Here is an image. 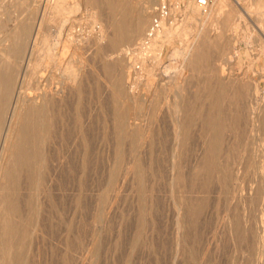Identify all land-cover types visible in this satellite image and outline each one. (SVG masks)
<instances>
[{
    "label": "rangeland",
    "instance_id": "obj_1",
    "mask_svg": "<svg viewBox=\"0 0 264 264\" xmlns=\"http://www.w3.org/2000/svg\"><path fill=\"white\" fill-rule=\"evenodd\" d=\"M72 1L68 0V3L71 4L72 6L77 5L79 8L77 9L76 12H79V13H77V15H75L76 12H73L74 14L72 13V15L71 14L66 15L65 17L60 16V18L57 17L51 23L50 27L53 30L59 29V27L63 25L64 19H65V21H68L67 23H69V24H67V23L64 24V26H65L64 30L65 31H64L63 37H64V43L66 46L63 43L59 47V49L57 50V52L59 51L58 53L61 55L60 56V64H58L59 65L58 68H60V70H61V68L64 69L66 64L72 59L71 61L75 65H78V67L81 70L83 68V70H82V73L80 76L81 82L79 83V89H78V87L73 88L75 90V91L72 90L73 92H75V93H73L70 91L71 89L69 88L70 90L69 89L67 90V92L68 91L69 92L68 93L66 92V99L67 100L65 99V101H63L64 103L59 102L61 104V106H59V103H57L58 105L51 107L52 109L53 108L54 109L52 110L53 113L50 110V115L53 114L54 117L52 115V118H54V119H53V121L51 120L52 122L51 121L49 122V120L52 118H51V116L48 117L47 125H48V128L50 126H51V128L45 134V137L43 138L44 140L41 143L43 145V146H41V151H42V154H43L44 159H45V161L44 160L43 161L45 162L44 164H46V165L44 166L43 161H42V163L40 164V167H39V170H40L41 176H42L39 187L35 186V185L28 184L31 186V187L29 186L30 187L29 188L27 184H24V188L26 187L28 190L25 189L22 191L23 193L28 192V194L24 193V195L26 194L25 196H26V198L28 197L27 199L33 200V201L31 200L32 204H29V205H31V207L28 206L27 210H26L29 213V214L26 213L27 217L29 218V220L32 221L30 224V228H29V233H30L29 249L31 248L30 249L31 250L30 251V257L33 254V257H31L32 260L30 259L31 262L33 261L31 264H79L78 262H81L80 264H88V262H90L89 264H174V263L175 264H264V223L254 224V226H253V223H251V222L250 223L249 222L248 223L236 222L237 226H236V224L234 225L235 222H233V224H232V221L229 220L230 217H229V212H228V208L229 209H231V208L227 207L229 205L225 201L224 195L222 194V188L224 187L225 182L228 180L230 181V179L232 181L233 177H235V174L233 172V174L231 173V175L228 176L229 179L225 181V179L228 178V177L226 178V176L229 173L228 170H230V172L232 170L229 168L233 167V164L235 163V161L236 162L241 161V160L246 161L247 159H250V158H247V157H250V154H251V157L254 156L253 155L254 150L251 148V143L249 145L248 142H251V141L253 142L254 139H256L257 141L259 139L261 142L263 140V143L258 141L257 144L263 145L259 150L261 151V155L264 154V138L262 139L260 137L264 134L263 133L264 132V129H263L264 124H262V122L264 121V119H263V117H264V110H263L264 109V102H262V101H264V100H262V99H264V95H263L264 94V92H263L264 91L263 90L264 89V8H261V9L259 8L260 3L264 4V1L263 2L262 1L258 2L255 0H254V2H252L251 0L242 1L241 7L244 8L248 12V14H246L247 12L244 13L245 11H243V13H241V10L238 7H236V5L234 4V2H235L234 0L224 1V4L221 7V9L219 8L220 5H218L219 4L218 1L211 0V2L208 5L210 7H206L205 9L203 8L204 9L203 12H202L203 9L201 10L202 7H200L198 5L196 6V8H193V6L192 7L189 6L188 0H177V1L173 0L175 3L178 4V7L174 9L175 11L173 12V14H175V15H174L173 20H172L173 22L170 26L175 27V28L177 27L176 28L177 34L175 36H173L172 38H170L171 40H169V39H166L169 41L165 40L166 41L164 44L165 46H163L164 49H162L163 52L160 51V48L158 50V46H157V49L154 48V50H152V52L151 51L146 52L147 57L145 56V54L139 53L140 51H139L138 45L141 41V38L144 37L146 31L149 28L148 25H150V23H151L149 21L153 20L154 12L150 14V19L148 20V23L146 25L147 28H145L143 36H140V40L139 39L134 40V41L126 40L123 43H119L117 46H114V49L112 46V38L114 37L113 35L115 32H114V29L112 27H110V24H112L113 21L118 22V20H121L122 15L120 16V14H122V9H120V7L121 8H123V6L127 7V14L125 15V21L128 20L129 22H133L132 20L134 18L136 19L137 14L139 13V11L143 7H149L150 8L149 10L151 11V9H153V8L157 9V7H159L161 5L159 3H161V1H164V0H161V1L158 0L159 3H158V1L155 2V0L152 1V5H151V3H149L151 6H154L152 8L150 5H147L146 3H144L143 0H141V1L140 0H130V1L129 0H104V1L98 0V1H96L95 6L93 7L94 9L92 10L93 12H94V10L97 11V12L95 11L94 13L91 11V6L89 5L87 0H80V1L79 0H72ZM108 1L110 3H108ZM121 1H122V3H120ZM165 1H170V0H165ZM249 1H250V3H249ZM102 2H104V3H102ZM78 3L80 5H78ZM30 4H33L32 0H30V1L29 0H27V1L26 0H6V3L0 7V51H1V49L6 50L9 47H11V45L13 43V37L12 36L16 33V29H17V31H19V24H21L24 20L30 21V23L32 21L36 20V18H37L36 6H32ZM104 4H106V5H104ZM107 4H108V6H107ZM114 4H116L115 7H114ZM263 4H262V7H264ZM127 5H129V6H127ZM98 6H99V9H98ZM102 6H104V7H102ZM112 6H113V11H110L109 9H111ZM226 6H228V7L226 8ZM105 7H107V8L104 10ZM211 7H213V8H211ZM253 7H254V9H253ZM102 8H103V10H102L103 12L98 11V10H101ZM30 9H31V11H30ZM79 9H81L82 12ZM88 9H89V12H87ZM154 9L152 11H154ZM190 9H192V11L188 12V10H190ZM216 9L218 10V12H216L217 11ZM219 9L222 12V14L219 13ZM225 9L226 10L228 9V10L226 11ZM132 10H133V12H132ZM235 10H236V12H234ZM29 11H30V13H28ZM207 11H209V12H207ZM212 11H213V14L211 13ZM224 11L227 14H228V12L231 14L233 13L232 15L234 17H235V15H237V13H239L237 15V17L240 15V13L242 16H243V14H246V15L243 16L244 18H241V17L238 18L239 20L236 23L232 22V24L230 26H228V25L226 26L227 15L224 14ZM21 12L22 13L24 12V13L22 14ZM90 12L93 14H91ZM106 12L109 13V15H111L112 18L110 16H108V14ZM129 12H131L132 14H130ZM113 13L115 14V16L113 15ZM234 13H236V14H234ZM27 14L30 16H28ZM89 14H91V15L88 16ZM99 14H101V15H99ZM203 14H204V16L206 14H209V15H206L204 18ZM216 14H217V16H216ZM97 15L99 18L97 17ZM127 15H130V16L128 17ZM83 16H84V19H83ZM119 16H120V18H119ZM190 16H191V18H190ZM104 17H106V19ZM206 17H207V19H206ZM220 17H223V18H220ZM61 18H62V20H61ZM100 18H101V20H100ZM129 18L130 19L133 18V19L130 21ZM20 19L21 20L23 19V20L21 21ZM66 19H68V20H66ZM94 19L98 20L97 24L101 25V27L103 29V33H104L103 35H105L104 38L100 39L99 34L97 35V33L93 32L92 25H95L94 22H96ZM110 19H112L113 21ZM216 19H217V21H216ZM220 19H221V21H220ZM69 20H71V21H69ZM73 20H75L74 25L76 26L77 30H81V31L85 30V32H82L83 36H81V34L79 35V32H78L77 34L79 36H74L75 35L74 34V35L69 36L67 38L66 35H67V32L69 31V26L72 24V23L70 24V22H72ZM102 20H104V21L101 22ZM105 20L107 21V23H109V21H110V24H107ZM218 20H219V22H218ZM82 21L84 23H82ZM135 21L136 20H134V22ZM206 21H207V23H206ZM224 21H226V22H224ZM76 22H77V24H76ZM85 22H87L91 26L87 25V23L85 24ZM89 22H91V23H89ZM183 22L185 25L183 24ZM32 23L34 24V22H32ZM78 23H81L82 26ZM200 23L203 27L201 25H199ZM204 23H205V25H204ZM7 24H8V26H6ZM237 24H238V26H237ZM13 25H14V27H13ZM180 25L181 26L183 25V27H181ZM185 26H187L189 28V30L187 28L186 32H185V29H186ZM89 27H91V28H89ZM199 27L201 28V30ZM223 27L224 28L227 27L228 29L227 28H226L227 30L223 29ZM85 28H87V30H89L88 33H86ZM233 29H237V31L233 30ZM3 30L5 32H3ZM228 30H229V32H227ZM90 31H91V35L89 34ZM106 31L110 32V33L108 34ZM112 31H113V34L111 33ZM218 31H219V33H218ZM222 31H224V32H222ZM194 32H195V34H194ZM233 32H235V33L233 34ZM183 33L186 34L187 37L184 36ZM203 33H205L206 35L204 34V36H203L202 35ZM29 34H30V32H29ZM85 34L86 35L89 34L88 37H86ZM190 34L191 35L193 34V36L191 37ZM219 34H222V35H220V37L218 39L217 36H219ZM241 34H242V36H241ZM109 35H112L113 37L109 36ZM182 35H183V37L181 38ZM208 36L211 39H207ZM221 36L223 37V42L221 41L222 40ZM199 37L200 38L204 37L203 39H201V41H203V42H200ZM205 37H206L207 41H206ZM215 37H217V38H215ZM69 38H71L73 40H69ZM81 38H83L84 41ZM91 38H92V40H91ZM96 38H99L98 39L99 41ZM197 38L199 39V41ZM233 38H234V40H233ZM180 39H181V41H180ZM215 39H218V40L215 41ZM226 39L228 41L230 40V42L232 44H230V42H228ZM74 40H76L77 42L75 41V43H73ZM89 40H90V42L92 41L93 46H92V43L90 44V42H87ZM194 40H195V42H194ZM208 40H209V42H208ZM66 41L67 42L70 41V43L68 42L69 43L68 44ZM85 41H86V43H85ZM183 41H185L186 43ZM212 41L214 43L216 42L215 45H217L219 48L217 46H216L217 47L216 48ZM217 41H219V42L221 41L220 45H219V42L217 44ZM225 41L227 44L225 43ZM79 42H81L82 45H80ZM206 42L207 43L212 42L214 46L212 45V43L209 46H208V44L205 45L204 43H206ZM40 43L41 42H39L37 44L36 48H37V51L39 52V54H41V53L43 54V53H45L44 49H43L44 46H43V44L40 45ZM71 43H73V45ZM98 43H99V45H98ZM104 43L106 44L105 46H103ZM199 43H202L201 46L204 45V46H206V48L204 49V47H201L200 45H198ZM221 43L223 46L221 45ZM70 44H71V46H70ZM74 44H75V46H74ZM83 44H85V45H83ZM87 44H88V46H87ZM94 44L96 46V49H95ZM132 44H133V46L131 47ZM185 44H187V46ZM108 45H109V47L112 48V49L110 48L111 50L109 49ZM188 45L192 46L191 48L193 49L194 54H196L195 52H197V56L193 54L194 59H195L193 63L195 65L192 63V64H190V66L188 65L189 67L186 68V66H184L185 65L184 60L180 57L174 56L173 54H174L175 50H182V49H184V47L185 48L188 47ZM63 46H65V47H63ZM83 46H85V47H83ZM118 46H119V48H117ZM71 47H72V50H69V49H71ZM92 47H93V49H92ZM197 47H199V49ZM230 47H231V49H229ZM85 48H87V49H85ZM100 48H102V49H100ZM104 48H106L105 51H104ZM64 49H67V50H64ZM94 49L96 52L94 51ZM40 50H41V53H40ZM86 50L88 51V53ZM92 50H93V52H92ZM129 50H130L132 55L129 54L130 52L126 53V51H129ZM77 51H80V52H77ZM123 51H125V52H123ZM153 51H154L155 55H154ZM157 51H158V53H157ZM199 51H200V53H199ZM66 52H67V54H65ZM75 52L77 53V56H76ZM101 52H105V54L101 53ZM236 52H237V54H241L240 57L236 54ZM246 52H248V54H245ZM93 53H96V55ZM107 53H108V56L106 55ZM121 53H123L122 56H120ZM206 53H207V55H206ZM249 53L251 54V56ZM88 54H89V56H88ZM90 54H92L93 56ZM137 54L138 55L140 54L139 56L141 58ZM72 55H74L73 58L71 57ZM81 55H83V57ZM124 55H126V56H124ZM150 55H152V56H150ZM205 55H206V58H204ZM229 55H231V56H229ZM246 55H249V56H246ZM114 56H117V57H114ZM134 56H135V58H134ZM143 56L146 58L151 57L152 60L150 62L153 63L151 65L152 67L147 68V70H145V71L143 69V67H144L143 66V63H144L143 62L144 61ZM227 56L233 58L232 63H230V67L234 68V70L232 69L233 70L232 72L249 73L252 76V78L254 79L253 81L259 83V84L258 83H256V84H258V86L260 87L259 88L260 93H261L260 98L261 97L262 98L261 99L259 98V102L255 106V108L257 110L255 114L260 118L256 117V119L253 120L252 117H254L256 115L251 113L252 111H251V107L249 105V99H247L248 97H245L246 95L243 97V99L241 98V99L237 100L238 97H237V95H235L236 94V88H237L236 81H239V79L236 78L237 76H232L229 78L228 76L224 77L223 75H221V69H222V67L225 66L223 61H224V58H227ZM77 57L79 59H77ZM103 57H106V58H103ZM142 57H143V60L141 61ZM62 58L64 61L61 60ZM65 58H67V59H65ZM136 58H138V59H136ZM153 58L154 59L156 58L157 60L158 59L159 60L157 61L155 59V61H153L154 60ZM8 59H10V58H8L5 55L3 58H2V56H0V62L2 61V63H6L7 65H10V63H12V61H11L12 59H10V60H8ZM82 59H83V61H82ZM88 59L90 61H92L94 59L92 61L93 64L90 63ZM106 59L108 60V64H107L108 66L113 65V67H115V69L113 67H112V69H114L113 71L116 74H113L114 72H112L111 66L109 68L106 66V63H107ZM113 59L115 61H113ZM116 59L118 61H116ZM134 59H135V61H134ZM197 59H199V60L197 61ZM65 61H66V63H65ZM199 61L202 62L203 64L202 63L200 64ZM63 62H64V64H63ZM75 62L78 64H76ZM87 62L90 64H88ZM109 62H110V64H109ZM112 62H114V63H112ZM119 62H121V63H119ZM134 62H135V65H134ZM198 63L201 66L198 65ZM196 64L199 67L196 66ZM83 65H84V67H83ZM124 65L126 67H124ZM154 65H155V67H154ZM86 66L87 67L89 66V67L87 68ZM117 66H119V67H117ZM130 66L132 67V69ZM133 66H136V67H133ZM120 67H121V70H120ZM250 67H252V68H250ZM105 68H106V70H105ZM224 68L226 69V67H224ZM195 69H197V70H195ZM241 69L243 71H241ZM60 70H56V72H55L57 74V71H58V74L56 76L57 77L56 79L58 80L57 82L63 80L61 77L63 70H61L62 72ZM116 70H118V71H116ZM152 70H153V72H150ZM138 71H141V72L139 73ZM142 71H143V73H142ZM178 72H182L181 76L183 79H181L179 77L181 80L179 79L180 81L178 84L171 83L172 81H174L178 78L177 76H174V75H177ZM86 73L87 74L89 73V74L86 75ZM109 73H110V75H109ZM150 73L152 74L153 77L151 75H149ZM214 73H215V75H214ZM118 74H120V75H118ZM137 74H139V77ZM227 74H228V70H226V75ZM114 75H116V77L120 76V77H118V81L116 80L117 79L116 77L114 78ZM148 76H150L151 78ZM149 78H150V80H149ZM54 82L56 83V81H54ZM149 82H151L152 84L151 83L149 84ZM158 82H161V84ZM220 82H226L229 84L228 85L229 89L227 90L226 94L225 93H219V91H221L219 85H217V88L214 84L211 85L212 83H220ZM238 83L239 82H237V84ZM113 84L115 85L114 87H113ZM146 84H148V85L146 86ZM121 85H122V87L120 88ZM149 85H150V87H149ZM179 85L181 86V88ZM82 86H84V87H82ZM134 86H135V88H134ZM148 87H149V89H148ZM210 88H212L214 92H218V94H220L219 95L220 98L223 97L219 100V102H221V103L218 102V105L221 106V111L222 112L224 111V113H221V115H219L220 113H216V115H215V113H212L213 110L211 109V102L209 101L210 99L208 98V97H210L211 92H213L212 89H210ZM230 88L234 89V91L231 90ZM76 89L78 92L76 91ZM177 89H179V93H178ZM189 89H191V90H189ZM117 90H119V93L117 92ZM120 90L121 91L123 90V92H121ZM229 90L231 92H229ZM136 91H137V93H136ZM153 91H154V93H153ZM233 92H235V93H233ZM69 93L70 94L72 93V95H70ZM192 93H193V95H192ZM227 93H228V95H227ZM76 94H77V96L79 94L81 96L79 95L77 97ZM121 94H122V98H121ZM73 95H74V98H73ZM177 95H178L177 98L179 100L176 99ZM223 95H225V96H223ZM226 95H227V97H226ZM71 96H72V98H71ZM134 96H136L135 98L137 100L134 98ZM230 96H236V97H234L235 98L234 99L233 97H230ZM225 97L227 98L228 101L226 100ZM69 98H71V99H69ZM104 98H106V99H104ZM161 98L162 99L164 98L165 100H167L165 102L168 104L166 105V103H164V99L162 100ZM230 98L232 99V101ZM244 98H246L248 100V103ZM68 99L71 100L70 101L71 103L69 102ZM229 99H230V103L232 102L234 104V106L232 103H231L232 105L229 103ZM135 100L137 101V103ZM194 100H195V102H194ZM233 100H236L235 103L233 102ZM240 100H244L247 104L244 101L241 102ZM150 101H152L153 104ZM226 101L228 104L226 103ZM174 102L177 104H175ZM240 102L242 103L243 106L240 104ZM150 103L152 106L150 105ZM156 103L158 106L156 105ZM62 104H65V105H62ZM161 104H162V106H161ZM238 104H240L241 106ZM153 105L154 106L156 105L154 109H153V107H154ZM222 105L224 106V108ZM144 106H145L146 110L144 109ZM220 106H218V107L220 108ZM56 107H57V109H55ZM59 107H61V108L59 109ZM150 108L152 109V111L150 110ZM156 108H157V111H156ZM229 108L232 112L231 114L229 113L230 110L228 111ZM236 108L238 109V111ZM244 108H246V109H244ZM232 109L234 110V113H233ZM55 110H57V112ZM147 110H149V111H147ZM189 111H191V112H189ZM239 111H241V112H239ZM55 112L57 114H59V113L62 114V116L58 115V117H56L57 114L55 115ZM62 112H64V113H62ZM173 112H174V114H172ZM180 112L182 115L180 114ZM210 112H211V114H210ZM225 112H228V113H225ZM257 112H259L260 116L258 115ZM165 113H166V115H165ZM203 113H205V114H203ZM206 113L208 114L207 115L208 118L219 115V119L223 121V122H221L223 124V126L221 127L223 131L222 132L220 131L218 133L220 141L218 142L215 150L213 151V155H215V156L212 155V152L210 150V145H211L210 140L213 137V134L211 137L212 127H210L211 125L210 126L207 125L208 120L209 119L211 120V118L207 119V123H206L205 122L206 120L204 118L205 117L204 115H206ZM240 113H241V115H239ZM249 113H250V115H249ZM232 114L233 115L235 114L234 117ZM237 114H238V116H237ZM178 115L180 117L181 116L182 117L180 118V117H178ZM248 115H249V117L251 116L250 117L251 121H249L250 118L248 117ZM183 116H184V118H183ZM246 116L248 118H246ZM176 117L178 118L177 120H176ZM242 117H243V119H242ZM134 118L137 119V122H136V119H134ZM232 118H235L236 121H234V119H232ZM244 118L248 120L247 121L248 124L251 122L250 123L251 126L247 125V129H249V131H251V129L252 130L255 129L256 127L260 128V129L256 128L254 132L251 131L250 133H248V131H246L247 130L246 124L245 123L240 124V121L246 122V120ZM229 119H231V124H229L230 123ZM237 120H239V121H237ZM257 120H259V121H257ZM177 121H178V123H177ZM184 121H186L187 123L185 124ZM122 122H124L125 125ZM209 122L211 123V121H209ZM235 122L236 123L239 122V123L234 124ZM257 122H259V123H257ZM54 123H56V125H58V126H56ZM87 123H88V125H87ZM132 123H133V125H132ZM173 123H174V125L172 126ZM176 123L179 125H176ZM203 123L205 124V126L207 125L206 126L207 130H206V127L203 126ZM51 124L54 125L53 128H52ZM121 124H122V126H121ZM259 124H260V126H259ZM241 125H242V127H241ZM180 126H183V129H181L182 127H180ZM185 126L187 127L188 130L185 129L186 128ZM232 126H233V129H235V131L232 130ZM243 126H244V128H243ZM54 127H55V129H54ZM173 127L175 130L173 129ZM178 127H180V128H178ZM235 127L237 128V130ZM84 128H85V130H84ZM238 128H240V129L243 128L244 131L247 132L248 136L251 139H249V137L246 136L247 134L243 135L245 133V132L243 133V129L242 130L239 129L240 130L239 131ZM178 129L180 130L181 134L185 133V135H187V136L180 135V132L178 134L177 133L179 131ZM56 130L57 131L60 130L62 132V133L60 131L57 132L59 135L62 134L61 136L57 135V138L59 137V139L56 138V134H57ZM183 130H184V132H183ZM200 130H202V131H200ZM209 130H210V133H208ZM230 130L234 131L235 133L230 131ZM259 130H260V132H258ZM50 131H52V133H50ZM225 131H226V133H225ZM129 133L130 134L132 133L131 134L132 136H130ZM221 133H225V134H221ZM233 133H234V135H233ZM240 133H241V135H239ZM252 133H254V134H252ZM260 133H261V135H260ZM176 134L179 136V138H177ZM207 134H209L208 138H207ZM235 134H236V136H237V134L239 135V136H237L238 138L235 136ZM251 134H252V136H251ZM79 135L82 138H80ZM167 135H169V136H167ZM223 135L224 136L226 135V136L222 137ZM253 135H254V139L252 138ZM54 136H55L56 140L54 139ZM65 136H66V138H65ZM77 136H78V139H77ZM139 136L142 137V139H140ZM173 136H174V138H173ZM231 136L233 138L236 137L235 140ZM244 136H246V137H244ZM51 137H53V139ZM129 137H131V138H129ZM243 137H244V139L246 138L245 141L242 140ZM169 138L172 140H169ZM227 138L229 139L230 143H229ZM231 138L233 139L232 140L233 142L231 141ZM239 138H241V140ZM61 139L63 142L61 141ZM174 139H176V140L179 139L180 141L183 140L182 142H180L182 145L179 143V146H178L177 144H178L179 140L176 141ZM54 140H55V142H54ZM78 140H80V141H78ZM246 140H247V142H246ZM256 140H255V143H256ZM77 141L79 142L78 144H77ZM168 141H170V142H168ZM202 141H203V143H202ZM242 141L244 144L241 143ZM51 142H53L54 144ZM130 142H131V144H130ZM171 142H172V144H171ZM231 142H232V144H231ZM174 143H175V146H174ZM47 144H49V145H47ZM237 144L238 145L243 144L244 148H243V145L238 146ZM161 145H163V146H161ZM169 145H170V147H169ZM52 146L55 147L57 150L55 148H53ZM177 146L179 148L176 149ZM203 146H205V147H203ZM248 146H249V148H247ZM166 147L168 150L166 149ZM228 147H229V149H228ZM44 148L45 149L48 148L49 150L47 149V151L45 150V152H44ZM180 148H182V149H180ZM206 148H207V151H206ZM240 148H243L245 150L240 149ZM51 149H52V151H51ZM201 149H202V151H201ZM249 149L251 150V152L249 151ZM163 150H164V152L166 151L165 153H167V154H164ZM177 150H178V152L176 153ZM239 150H241V153H239L240 152ZM65 151H67V152H65ZM248 151H249V153H247ZM48 152L51 155H49ZM171 152H173L175 157L177 156L178 158L177 157L175 158L173 155H169V154H172ZM203 152H205V153L203 154ZM262 152H263V154H262ZM131 153H132V155H131ZM47 154H48V156H47ZM202 154H203L204 158L201 157ZM247 154H249V156ZM166 155H168V156H166ZM198 155L200 156V158ZM118 156H120V157H118ZM130 156H131V159L133 158L132 161L130 159ZM144 156H145V158H144ZM179 156H181V158ZM231 156H233V157H231ZM68 157H70V158H68ZM171 157L173 158V161L176 162V168L174 170V173L176 174V172L178 171L177 172L178 174H176L175 176H173V171H172L173 169L168 170V169H170V167L173 168L172 166H170V165H172L170 162L172 160ZM212 157H213V159H212ZM230 157H231V160L229 159V161H230L229 162V161H227L228 160L227 158H230ZM201 158L204 160H202ZM205 158H207V159H205ZM63 159H64V161H63ZM113 159L115 161H112ZM164 159H165V161L167 160L168 162L165 163ZM169 159H170V161H169ZM199 159H200V161H199ZM213 160H215L214 162L216 164L213 162ZM221 160H223V161H221ZM173 161H172V163H173ZM189 161H191V163ZM195 161L197 162V164ZM206 161H207V163H206ZM224 162L227 165L224 164ZM231 162L233 164L230 165ZM128 164H130V165L128 166ZM64 165H65V167H64ZM125 165L127 166L126 168H124ZM186 165H187V167H186ZM201 165H202V167H201ZM214 165H216V166H214ZM223 165L226 166L227 170L224 168L225 166L222 167ZM193 166H196V168ZM198 166H200L201 168L200 167L198 168ZM207 166H208V168H207ZM210 166H212L211 169H209ZM217 166H219V167H217ZM166 167L168 169H166ZM177 167H178V169H177ZM205 167H206L207 171L205 170ZM128 168H130V169H128ZM193 168L195 170H193ZM217 168H219V169L217 170ZM124 169H127V170H124ZM182 170H185V171H183L184 175H183V172H181ZM130 171H131V173H130ZM132 171H134V174ZM170 171H172V172H170ZM190 171L192 172V174H190L191 173ZM209 171L211 172L210 174H209ZM223 171H225L226 175L224 174ZM226 171H227V173H226ZM179 172H181L182 174ZM213 172H215V173H213ZM185 173L186 174L188 173L189 175L187 174V176H186ZM180 174H181L182 178H184V180L181 179ZM128 175H130L131 178ZM168 175L169 176L172 175L174 178L175 177L178 179L180 178V180H178V179L176 180V178L174 180V178H172V176L168 177ZM217 175H219V176H217ZM184 176L187 177L188 179L185 178ZM220 177H223L222 178L223 181H221L222 179L219 180ZM169 180L170 181L172 180L171 184L174 183V181H176L174 183L173 187L171 186ZM220 182H222V183L220 184ZM77 183H79V184H77ZM180 183H182V184L180 185ZM183 185H184V187H183ZM217 185H220V186H217ZM119 186H121V187H119ZM174 186H175V188H174ZM176 186H178V187H176ZM178 188H179V191L180 190H182V191L179 192ZM38 190H40V192ZM176 190H177V192H176ZM186 190H187V192H185ZM35 191H38V193ZM43 191H44V194H43ZM45 192H47V194ZM181 192H182V194H180ZM216 192L218 194H219V192H221V193L218 195V194H216ZM148 193H149V195H148ZM76 194H78L79 196ZM118 194H119V196H118ZM187 196H188V199H187ZM46 197H48V198H46ZM177 197H179V198H177ZM37 198H38V202H37ZM44 198H45V200H44ZM180 198H183V200H185V201L181 200ZM175 199L178 200V202L181 200L182 204H181V202H179L180 205L179 204L177 205L178 202ZM115 201H117V202L115 203ZM221 201H222V203H221ZM46 202L47 203L49 202L50 204L49 203L47 204ZM186 202L190 203L189 204L190 207ZM195 203H197V204H195ZM185 204L188 206H186ZM191 204H193V205H191ZM46 205H48L50 208ZM110 205L112 207H113V205H115L114 209H112L113 211L110 210L112 208V207H110ZM183 205L186 208H183ZM197 206H199V207H197ZM223 207L224 208L226 207L225 210ZM181 208H182V211L180 210ZM197 208H198V210L195 211L194 209H197ZM200 208H202V209H200ZM43 209H46V210L43 211ZM178 209H179V211H178ZM183 209H186V210H183ZM262 209H264V205H263ZM199 210H200V212H199ZM174 211L175 212L177 211V212L174 213ZM216 211H217V213H216ZM220 211H221V213H220ZM189 212L190 213L192 212L193 214L190 215ZM195 212H199V213H195ZM36 213H37V215H36ZM173 213L175 216L173 215ZM221 214H223V215H221ZM179 215H180V218H179ZM223 216H225V217H223ZM39 217H41V219H39ZM50 217H51V219H50ZM45 218H47V219H45ZM214 219H215V222H214ZM225 220H227L228 222L225 223ZM172 221H174V222H172ZM175 221H177L176 224H175ZM37 222H39L40 224ZM41 222H42V224H41ZM244 223H246V224H244ZM32 224H33V226H32ZM78 224H79V226H78ZM192 224H194V225H192ZM195 224H196V226H195ZM239 224L241 226H238ZM242 224H244L245 226ZM40 225H42V226L40 227ZM49 227H50V229H48ZM239 227H241V228H239ZM173 228H175V229H173ZM33 229H34V231H33ZM253 229H255V230H253ZM35 230H36V232H35ZM179 230H181V231L179 232ZM91 231L92 232L94 231L93 235H92ZM245 235L247 237H245ZM90 236H92V237H90ZM181 236H182V238H181ZM37 237L38 238L40 237V239H38ZM249 238H251L252 240ZM32 240H34V241L37 240V242L36 241L32 242ZM90 241H91L93 247L90 246L91 245ZM88 244H89V246H88ZM253 244H255V245H253ZM32 245H34V246L32 247ZM76 246H77V248H76ZM179 246H180V248H179ZM90 247H92L93 249L91 248L92 249L91 250ZM170 249H172V250H170ZM256 250H257V252H256ZM247 251H249V252H247ZM85 252H87L86 257H85ZM197 252H198V254H197ZM254 254H256V255H254ZM80 255H82V256H80ZM83 257H84V259H83ZM176 257H178V258H176ZM87 258H89V259L87 260ZM76 259H78V262ZM228 259H230V260H228Z\"/></svg>",
    "mask_w": 264,
    "mask_h": 264
},
{
    "label": "bare ground",
    "instance_id": "obj_2",
    "mask_svg": "<svg viewBox=\"0 0 264 264\" xmlns=\"http://www.w3.org/2000/svg\"><path fill=\"white\" fill-rule=\"evenodd\" d=\"M27 1V0H26ZM30 1V0H29ZM33 1V4H30V5H32V6H36V14H37V18H36V20L35 21H32V22H34V24L31 22L30 23V21H26V20H24L21 24H19V31H17V29H16V33L12 36L13 37V43H12V45H11V47H9L8 49H6V50H2L1 49V51H0V56H2V58L4 57V55L5 56H7L8 58H10V59H12L11 61H12V63H10V65H7L6 63H2V61L0 62V264H31L32 262H31V257H33V254H32V256L30 257V249H29V238H30V233H29V228H30V224H31V220H29V218L27 217V214H29L26 210H27V207L28 206H30L31 207V205H29V204H32L31 203V200H29V199H27L26 198V194L24 195V193H27L28 194V192H22L23 190H25V189H27L26 187L24 188V184H31V185H35V186H38L39 187V184H40V182H41V179H42V176H41V172H40V170H39V167H40V164L42 163V161L44 160L45 161V159H44V156H43V154H42V151H41V146H43L41 143L43 142V138L45 137V134L49 131V129L51 128V126L48 128V125H47V121H48V117H50L51 116V118H52V115L53 114H51L50 115V110L52 111L53 109L51 108L52 106L54 107L55 105H58L57 103H59V102H63V101H65V99H66V92H67V90L69 89L71 92H73L72 90H74L73 88H77L78 87V89H79V83L81 82V80H80V76H81V73H82V70H83V68H82V70L78 67V65H75L71 60L66 64V66H65V68L63 69V68H61V70H63V73H62V79L63 80H61V81H59V82H57L58 80L56 79L57 77V74H58V71H57V74L55 73L56 72V70H60V68H58L59 67V65L58 64H60V54L57 52V50L59 49V47L64 43V24L65 23H67L68 21H65V19L63 18V17H65L66 15H72V13L73 12H76L77 11V9L79 8L77 5L76 6H72L71 4H69L68 3V0H32ZM72 1V0H71ZM80 1V0H79ZM88 1V3H89V5L91 6V11L94 9L93 7L95 6V4H96V1H98V0H87ZM100 1H104V0H100ZM130 1V0H129ZM141 1V0H140ZM144 1V3H146L147 5H150L149 3H151V5H152V1H154V0H143ZM142 1V2H143ZM156 1H158V0H155V2ZM161 1V0H160ZM171 2L173 1V0H170ZM177 1V0H176ZM216 1H218V5H220V9H221V7L223 6V4H224V1H226V0H216ZM235 2H234V4L236 5V7H238L240 10H241V13H243V11H245L244 13H246L247 11L244 9V8H242L241 6H242V1H244V0H234ZM252 2H254V0H251ZM255 1H264V0H255ZM73 2V1H72ZM119 2V1H118ZM132 2V1H131ZM154 2V3H155ZM162 2L163 1H161V3H159V1H158V3L159 4H162ZM174 2V1H173ZM188 2H189V6H193V8H196V6L198 5V6H200V4L198 3V0H188ZM251 2V3H252ZM6 3V0H0V7L1 6H3L4 4ZM102 3H104V2H102ZM108 3H110L109 1H108ZM120 3H122V1L120 2ZM137 3V2H136ZM157 3V4H158ZM214 3V2H213ZM249 3H250V1H249ZM126 4V3H125ZM141 4V3H140ZM139 4V5H140ZM216 4V3H215ZM228 4V3H227ZM231 4V3H230ZM245 4V3H244ZM253 4V3H252ZM262 4L263 3H260V9L261 8H264V7H262ZM78 5H80L79 3H78ZM83 5V4H82ZM104 5H106V4H104ZM130 5V4H129ZM129 5H127V6H129ZM132 5V4H131ZM137 5V4H136ZM144 5V4H143ZM150 5V6H151ZM232 5V4H231ZM230 5V6H231ZM264 5V4H263ZM100 6V5H99ZM99 6H98V9H99ZM107 6H108V4H107ZM116 6V4H114V7ZM212 6V5H211ZM216 6V5H215ZM102 7H104V6H102ZM132 7V6H131ZM139 7V6H138ZM152 7H154V6H151V8ZM190 7V8H191ZM201 7V6H200ZM208 7H210V6H208ZM228 6H226V8H227ZM232 7V6H231ZM90 8V7H89ZM96 8V7H95ZM107 7H105L104 8V10L106 9ZM110 8V7H109ZM142 8V7H141ZM211 8H213V7H211ZM215 8V7H214ZM29 9V8H28ZM97 9V10H98ZM120 9H122V14H120V16L122 15V18H121V20H118V22H116V21H113L112 19H110V20H112L113 22H112V24H110V21H109V23H107V21H106V23L107 24H110V27H112L113 29H114V37L112 36V35H109V36H112L111 38H112V46H113V49H114V46H117L119 43H123L124 41H126V40H129V41H134V40H140V36H143V34H144V30H145V28H147L146 27V25H147V23H148V20L150 19V14L151 13H153L154 12V14L153 15H155V12H156V9H154V11H152L153 9H151V11L149 10L150 8L149 7H143L140 11H139V13L137 14V17H136V19L134 18H132V19H130L129 18V20L131 21H133V22H129L128 20L127 21H125V15L127 14V7H124L123 6V8H121L120 7ZM119 9V10H120ZM135 9V8H134ZM187 9V8H186ZM185 9V10H186ZM203 9V7L201 8V10ZM205 9V8H204ZM204 9L202 10V12L204 11ZM218 9V8H217ZM216 9V10H217ZM220 9H219V13H221L222 14V12L220 11ZM232 9V8H231ZM234 9V8H233ZM253 9H254V7H253ZM252 9V10H253ZM80 11H81V9H79ZM103 10V8L101 9V10H98V11H102ZM108 10V9H107ZM110 11H113V6L111 7V9H109ZM137 10V9H136ZM194 10V9H193ZM200 10V11H201ZM210 10V9H209ZM215 10V11H216ZM223 10V9H222ZM226 10V9H225ZM228 10V9H227ZM226 10V11H227ZM230 10V9H229ZM30 11H31V9H30ZM30 11L28 12V13H30ZM96 10H94V12H95ZM173 12L175 11V10H172ZM179 11V10H178ZM177 11V12H178ZM192 11V9H190V10H188V12H191ZM211 11V10H210ZM214 11V12H215ZM233 11V10H232ZM26 12V11H25ZM82 12V11H81ZM80 12V13H81ZM87 12H89V9H88V11ZM93 12V11H92ZM93 12V13H94ZM97 12V11H96ZM103 12V11H102ZM132 12H133V10H132ZM135 12V11H134ZM187 12V13H188ZM196 12V11H195ZM207 12H209V11H207ZM216 12H218V10L216 11ZM234 12H236V10L234 11ZM250 12V11H249ZM261 12V11H260ZM22 13V12H21ZM24 13V12H23ZM22 13V14H23ZM27 13V12H26ZM25 13V14H26ZM77 13H79V12H76V14L75 15H77ZM91 13V12H90ZM93 13H91V14H93ZM107 13V12H106ZM130 14H132L131 12H129ZM186 13V12H185ZM194 13V12H193ZM192 13V14H193ZM201 13V12H200ZM206 13V12H205ZM212 14H213V11L211 12ZM241 13H240V15L237 17V15L239 14V13H237V15H235V17L231 14V13H229L228 12V14L227 13H225V11H224V14H226L227 15V18H226V21H224V22H226L227 24H226V26L228 25V26H230L231 24H232V22H237L239 19L238 18H244L243 16L244 15H246V14H248V12L246 13V14H243V16L241 15ZM255 13V12H254ZM33 14V13H32ZM74 14V13H73ZM91 14H89L88 16H90ZM108 14V16H110L111 17V15H109V13H107ZM106 14V15H107ZM134 14V13H133ZM210 14V13H209ZM209 14H206V15H209ZM234 14H236V13H234ZM260 14V13H259ZM263 14V13H262ZM28 15V14H27ZM99 15H101V14H99ZM104 15V14H103ZM113 15L115 16V14L113 13ZM173 15H175V14H173ZM187 15V14H186ZM205 15V16H206ZM220 15V14H219ZM257 15V14H256ZM24 16V15H23ZM28 16H30V15H28ZM32 16V15H31ZM60 16H63L62 18L64 19V23H63V25L62 26H60L59 27V29H52L51 27H50V25H51V23L58 17V18H60ZM79 16V15H78ZM93 16V15H92ZM96 16V15H95ZM105 16V15H104ZM120 16H119V18H120ZM128 17L130 16V15H127ZM189 16V15H188ZM187 16V17H188ZM200 16V15H199ZM203 16H204V14H203ZM205 16H204V18H205ZM211 16V15H210ZM216 16H217V14H216ZM21 17V16H20ZM27 17V16H26ZM73 17V16H72ZM97 17H98V15H97ZM101 17V16H100ZM107 17V16H106ZM106 17H104L105 19H106ZM127 17V18H128ZM201 17V16H200ZM219 17V16H218ZM263 17V16H262ZM22 18V17H21ZM24 18V17H23ZM62 18H61V20H62ZM80 18V17H79ZM99 18V17H98ZM103 18V17H102ZM109 18V17H108ZM112 18V17H111ZM190 18H191V16H190ZM212 18V17H211ZM215 18V17H214ZM220 18H223V17H220ZM247 18V17H246ZM261 18V17H260ZM82 19V18H81ZM83 19H84V16H83ZM206 19H207V17H206ZM21 20V19H20ZM23 20V19H22ZM21 20V21H22ZM32 20V19H31ZM66 20H68V19H66ZM96 22H94V24L95 25H92V28H93V32L94 33H97V35L99 34V37H100V39L101 38H104L105 37V35H103L104 33H103V29H102V27H101V25L100 24H97V22H98V20H96V19H94ZM100 20H101V18H100ZM134 20H136L135 22H134ZM152 20V19H151ZM245 20V19H244ZM20 21V22H21ZM58 21V20H57ZM69 21H71V20H69ZM90 21V20H89ZM93 21V20H92ZM91 21V22H92ZM104 20H102L101 22H103ZM189 21V20H188ZM203 21V20H202ZM201 21V22H202ZM216 21H217V19H216ZM220 21H221V19H220ZM19 22V23H20ZM74 22H75V20H73L72 22H70V26H69V31L67 32V38L69 37V36H72V35H74V36H79L80 34H81V36H83V33L82 32H85V30H77V28H76V26L74 25ZM88 22V21H87ZM87 22H85V24L87 23ZM91 22H89V23H91ZM149 22H151L150 23V25H148L149 26V28H148V30L146 31V33H145V35H144V37L143 38H141V41H140V43H139V53H142V54H145V56H146V52H147V49L149 50V52L151 51L152 52V50H154V48H156L157 49V46H158V50H159V48H160V51H162V49H164L163 48V46H165L164 44H165V42L166 41H169V40H171L170 38H172L173 36H175L176 34H177V32H176V28L175 27H171L170 25H169V23H165L164 25H163V27H162V29L160 30V31H158L157 33H156V36L154 37V38H152V37H150V35H149V32H150V29H151V24H152V21H149ZM186 22V21H185ZM198 22V21H197ZM209 22V21H208ZM218 22H219V20H218ZM244 22V21H243ZM15 23V22H14ZM82 23H84L83 21H82ZM105 23V22H104ZM187 23V22H186ZM189 23V22H188ZM206 23H207V21H206ZM217 23V22H216ZM223 23V22H222ZM260 23V22H259ZM67 24H69V23H67ZM66 24V25H67ZM76 24H77V22H76ZM78 24H80L81 25V23H78ZM93 24V23H92ZM181 24V23H180ZM183 24H184V22H183ZM192 24V23H191ZM215 24V23H214ZM247 24V23H246ZM17 25V24H16ZM87 25H89V26H91L90 24H88L87 23ZM103 25V24H102ZM106 25V24H105ZM185 25V24H184ZM198 25V24H197ZM199 25H201V23L199 24ZM204 25H205V23H204ZM209 25V24H208ZM218 25V24H217ZM6 26H8V24L6 25ZM82 26V25H81ZM80 26V27H81ZM181 26V25H180ZM179 26V27H180ZM202 26V25H201ZM236 26V25H235ZM237 26H238V24H237ZM5 27V26H4ZM13 27H14V25H13ZM16 27V26H15ZM84 27V26H83ZM82 27V28H83ZM181 27H183V25L181 26ZM186 27V29H185V32H186V30H187V26H185ZM203 27V26H202ZM18 28V27H17ZM89 28H91V27H89ZM108 28V27H107ZM200 28V27H199ZM227 28V27H226ZM226 28H224L223 27V29H226ZM236 28V27H235ZM240 28V27H239ZM242 28V27H241ZM260 28V27H259ZM84 29V28H83ZM86 29V33H88V31L89 30H87V28H85ZM109 29V28H108ZM112 29V30H113ZM182 29V28H181ZM196 29V28H195ZM218 29V28H217ZM216 29V30H217ZM228 29V28H227ZM226 29V30H227ZM232 29V28H231ZM238 29V28H237ZM237 29H233V30H236L237 31ZM111 30V29H110ZM188 30H189V28H188ZM198 30V29H197ZM200 30H201V28H200ZM221 30V29H220ZM260 30V29H259ZM10 31V30H9ZM92 31V30H91ZM91 31L89 32V34L91 35ZM109 31V30H108ZM191 31V30H190ZM196 31V30H195ZM242 31V30H241ZM3 32H5L4 30H3ZM15 32V31H14ZM29 32H30V34H29ZM79 32V35L77 34ZM81 32V33H80ZM107 32V31H106ZM181 32V31H180ZM200 32V31H199ZM217 32V31H216ZM222 32H224V31H222ZM227 32H229V30L227 31ZM244 32V31H243ZM11 33V32H10ZM108 34L110 33V32H107ZM112 34H113V31L111 32ZM218 33H219V31H218ZM235 32H233V34H234ZM13 34V33H12ZM88 34V35H89ZM106 34V33H105ZM188 34V33H187ZM194 34H195V32H194ZM204 34L205 33H203L202 35L204 36ZM224 34V33H223ZM88 35H86L85 34V36L86 37H88ZM180 35V34H179ZM178 35V36H179ZM183 35L184 36H186V34H184L183 33ZM183 35L181 36V38L183 37ZM191 35V34H190ZM206 35V34H205ZM220 35H222V34H219V36H217L218 37V39H219V37H220ZM245 35V34H244ZM84 36V37H85ZM93 36V35H92ZM107 36V35H106ZM193 36V34L191 35V37ZM199 36V35H198ZM201 36V35H200ZM241 36H242V34H241ZM98 37V36H97ZM180 37V36H179ZM187 37V36H186ZM217 37H215V38H217ZM74 38V37H73ZM200 38V37H199ZM204 38V37H203ZM203 38H200V42H203V41H201V39H203ZM255 38V37H254ZM81 39H83V38H81ZM88 39V38H87ZM97 40L99 39V38H96ZM107 39V38H106ZM166 39H169V40H166ZM196 39V38H195ZM198 39V38H197ZM205 39H206V37H205ZM207 39H211L209 36H208V38ZM207 39H206V41H207ZM218 39H215V41L216 40H218ZM221 41L223 42V37L221 36ZM69 40H73V39H71V38H69ZM78 40V39H77ZM91 40H92V38H91ZM109 40V39H108ZM162 40V41H161ZM166 40V41H165ZM227 40V39H226ZM233 40H234V38H233ZM245 40V39H244ZM243 40V41H244ZM75 41L76 40H74L73 41V43H75ZM80 41V40H79ZM83 41H84V39H83ZM94 41V40H93ZM99 41V40H98ZM97 41V42H98ZM148 41V43H146ZM180 41H181V39H180ZM198 41H199V39H198ZM220 41V42H221ZM228 41V40H227ZM249 41V40H248ZM39 42H41L40 43V45L41 44H43V49H44V52L45 53H41V50H40V53L41 54H39V52L37 51V44L39 43ZM67 42V41H66ZM69 43H70V41H68ZM67 42V43H68ZM77 42V41H76ZM87 42H90V40L89 41H87ZM171 42V41H170ZM183 42H185V41H183ZM194 42H195V40H194ZM208 42H209V40H208ZM213 42V41H212ZM211 42V43H212ZM218 42L219 41H217V44H218ZM220 42H219V45H220ZM228 42H230V40L228 41ZM68 43V44H69ZM73 43H71L72 45H73ZM80 43V45H82L81 44V42H79ZM83 43V42H82ZM85 43H86V41H85ZM92 43V41L90 42V44ZM95 43V42H94ZM108 43V42H107ZM132 43V42H131ZM186 43V42H185ZM189 43V42H188ZM198 43V42H197ZM211 43H204L205 45L206 44H208V46L209 45H211ZM214 43V42H213ZM213 43H212V45H213ZM225 43H226V41H225ZM6 44V43H5ZM71 44H70V46H71ZM101 44V43H100ZM109 44V43H108ZM170 44V43H169ZM192 44V43H191ZM194 44V43H193ZM201 44L202 43H199L198 45H200L201 46ZM216 44V42L214 43V45ZM227 44V43H226ZM230 44H232L231 42H230ZM236 44V43H235ZM239 44V43H238ZM39 45V46H40ZM64 45H65V43H64ZM83 45H85V44H83ZM98 45H99V43H98ZM106 44L104 43V45L103 46H105ZM146 45H149V47L147 48V49H145L144 47L146 46ZM168 45V44H167ZM186 46H187V44H185ZM196 45V44H195ZM213 45V46H214ZM221 45H222V43H221ZM229 45V44H228ZM252 45V44H251ZM66 46V45H65ZM65 46H63V47H65ZM74 46H75V44H74ZM73 46V47H74ZM87 46H88V44H87ZM92 46H93V43H92ZM94 46H95V44H94ZM123 46V45H122ZM121 46V47H122ZM133 46V44L131 45V47ZM217 45H215V47H216ZM223 46V45H222ZM7 47V46H6ZM41 47V46H40ZM83 47H85V46H83ZM82 47V48H83ZM108 47H109V45H108ZM127 47V46H126ZM125 47V48H126ZM130 47V46H129ZM192 46H190V45H188V47H184V49H182V50H175V52H174V56H177V57H180V58H182L183 60H184V62H185V65L184 66H186V68L187 67H189L190 66V64H192L193 62H194V55H196L197 56V52H195L196 54H194V52H193V49L191 48ZM201 47H204V49L206 48V46H201ZM212 47V46H211ZM210 47V48H211ZM218 47V46H217ZM216 47V48H217ZM237 47V46H236ZM247 47V46H246ZM42 48V47H41ZM70 48V47H69ZM88 48V47H87ZM87 48H85V49H87ZM111 47H109V49H110ZM117 48H119V46L117 47ZM198 49H199V47H197ZM196 48V49H197ZM219 48V47H218ZM221 48V47H220ZM63 49V48H62ZM68 49V48H67ZM67 49H64V50H67ZM92 49H93V47H92ZM95 49H96V46H95ZM95 49H94V51H95ZM100 49H102V48H100ZM112 49V48H111ZM110 49V50H111ZM129 49V48H128ZM197 49V50H198ZM215 49V48H214ZM229 49H231V47L229 48ZM69 50H72V47H71V49H69ZM77 50V49H76ZM75 50V51H76ZM89 50V49H88ZM106 50V48H104V51ZM121 50V49H120ZM201 50V49H200ZM248 50V49H247ZM43 51V50H42ZM83 51V50H82ZM87 51V50H86ZM100 51V50H99ZM203 51V50H202ZM62 52V51H61ZM65 52V51H64ZM77 52H80V51H77ZM92 52H93V50H92ZM96 52V51H95ZM107 52V51H106ZM110 52V51H109ZM123 52H125V51H123ZM128 52H130V50L129 51H126V53H128ZM136 52V51H135ZM163 52V51H162ZM239 52V51H238ZM82 53V52H81ZM87 53H88V51H87ZM101 53H104L105 54V52H101ZM112 53V52H111ZM110 53V54H111ZM153 53H154V51H153ZM157 53H158V51H157ZM160 53V52H159ZM199 53H200V51H199ZM213 53V52H212ZM216 53V52H215ZM224 53V52H223ZM227 53V52H226ZM65 54H67V52L65 53ZM70 54V53H69ZM75 54H76V56H77V53L75 52ZM79 54V53H78ZM93 54H95L96 55V53H93ZM109 54V55H110ZM115 54V53H114ZM119 54V53H118ZM122 54L123 53H121L120 54V56H122ZM129 54H131V52L129 53ZM136 54V53H135ZM151 54V53H150ZM194 54V55H193ZM229 54V53H228ZM227 54V55H228ZM236 54H237V52H236ZM245 54H248V52H246ZM250 54V53H249ZM90 55H92V54H90ZM99 55V54H98ZM107 56H108V53L106 54ZM113 55V54H112ZM111 55V56H112ZM127 55V54H126ZM126 55H124V56H126ZM132 55V54H131ZM134 55V54H133ZM138 55V54H137ZM136 55V56H137ZM140 55V54H139ZM138 55V56H139ZM148 55V54H147ZM154 55H155V53H154ZM159 55V54H158ZM206 55H207V53H206ZM206 55H205V57L204 58H206ZM239 57H240V55L241 54H237ZM66 56V55H65ZM73 56L74 55H72L71 57L73 58ZM79 56V55H78ZM82 57H83V55H81ZM88 56H89V54H88ZM93 56V55H92ZM105 56V55H104ZM150 56H152V55H150ZM195 56V57H196ZM214 56V55H213ZM226 56V55H225ZM224 56V57H225ZM229 56H231V55H229ZM229 56H227V58H224V61H223V63H224V67H226V69L224 68V67H222V69H221V75H223L224 77L225 76H228L229 78L230 77H232V76H237L236 78L237 79H239V81H236V85H237V88H236V94L235 95H237V97H238V99L237 100H239V99H243V97L245 96V97H248L247 99H249V105H250V107H251V113H253V114H255L256 113V108H255V106H256V104L259 102V98H260V87L258 86V82H255V81H253L254 79L252 78V76L249 74V73H235V72H232L233 70H234V68H231L230 67V63H232V61H233V58L232 57H229ZM236 56V55H235ZM246 56H249V55H246ZM250 56H251V54H250ZM64 57V56H63ZM80 57V56H79ZM95 57V56H94ZM93 57V58H94ZM114 57H117V56H114ZM133 57V56H132ZM131 57V58H132ZM140 57V56H139ZM138 57V58H139ZM144 57V56H143ZM143 57H142V59H141V61L143 60ZM147 57V56H146ZM146 57H144V63H143V69H144V71L145 70H147V68H150V67H152L151 65L153 64L152 62H150L152 59H151V57L150 58H146ZM156 57V56H155ZM103 58H106V57H103ZM109 58V57H108ZM113 58V57H112ZM119 58V57H118ZM124 58V57H123ZM127 58V57H126ZM125 58V59H126ZM134 58H135V56H134ZM138 58H136V59H138ZM141 58V57H140ZM158 58V57H157ZM199 58V57H198ZM202 58V57H201ZM10 59H8V60H10ZM65 59H67V58H65ZM77 59H79L78 57H77ZM87 59V58H86ZM154 59V58H153ZM156 59V58H155ZM155 59L153 60V61H155ZM221 59V58H220ZM223 59V58H222ZM61 60H63V58L61 59ZM89 60V59H88ZM94 60V59H93ZM92 60V61H93ZM107 60V59H106ZM157 60V59H156ZM159 60V59H158ZM157 60V61H158ZM199 59H197V61H198ZM206 60V59H205ZM211 60V59H210ZM239 60V59H238ZM10 61V62H11ZM64 61V60H63ZM82 61H83V59H82ZM81 61V62H82ZM92 61H90L89 60V62L90 63H92L93 64V62ZM105 61V60H104ZM112 61V60H111ZM110 61V62H111ZM113 61H115L114 59H113ZM116 61H118L117 59H116ZM134 61H135V59H134ZM137 61V60H136ZM156 61V62H157ZM196 61V62H197ZM203 61V60H202ZM106 62V61H105ZM110 62H109V64H110ZM129 62V61H128ZM248 62V61H247ZM62 63V62H61ZM65 63H66V61H65ZM76 63V62H75ZM80 63V62H79ZM88 63V62H87ZM90 63H88V64H90ZM112 63H114V62H112ZM119 63H121V62H119ZM133 63V62H132ZM140 63V62H139ZM199 63L201 64L202 62H200L199 61ZM198 63V65H200ZM239 63V62H238ZM63 64H64V62H63ZM76 64H78V63H76ZM84 64V63H83ZM87 64V65H88ZM91 64V65H92ZM108 64V60H107V63H106V66L109 68L110 66H108L107 65ZM124 64V63H123ZM156 64V63H155ZM194 64V63H193ZM203 64V63H202ZM205 64V63H204ZM246 64V63H245ZM253 64V63H252ZM80 65V64H79ZM82 65V64H81ZM86 65V64H85ZM117 65V64H116ZM130 65V64H129ZM134 65H135V62H134ZM189 65V66H188ZM195 65V64H194ZM197 64H196V66H198ZM61 66V65H60ZM64 66V65H63ZM90 66V65H89ZM88 66V67H89ZM201 66V65H200ZM242 66V65H241ZM62 67V66H61ZM83 67H84V65H83ZM87 67V66H86ZM87 67V68H88ZM93 67V66H92ZM112 67H113V65L111 66V69H112ZM117 67H119V66H117ZM124 67H126L125 65H124ZM131 67V66H130ZM133 67H136V66H133ZM138 67V66H137ZM154 67H155V65H154ZM157 67V66H156ZM194 67V66H193ZM199 67V66H198ZM102 68V67H101ZM114 69H115V67H113ZM142 68V67H141ZM140 68V69H141ZM195 68V67H194ZM238 68V67H237ZM250 68H252V67H250ZM110 69V70H111ZM114 69H112V72H114L113 70ZM119 69V68H118ZM131 69H132V67H131ZM138 69V68H137ZM158 69V68H157ZM185 69V68H184ZM189 69V68H188ZM233 69V70H232ZM60 70V71H61ZM86 70V69H85ZM105 70H106V68H105ZM109 70V69H108ZM120 70H121V67H120ZM130 70V69H129ZM142 70V69H141ZM149 70V69H148ZM156 70V69H155ZM195 70H197V69H195ZM226 70H228V74L226 75ZM254 70V69H253ZM59 71V72H60ZM116 71H118V70H116ZM187 71V70H186ZM241 71H243L242 69H241ZM240 71V72H241ZM62 72V71H61ZM89 72V71H88ZM91 72V71H90ZM97 72V71H96ZM136 72V71H135ZM139 73L141 72V71H138ZM150 72H153V70L152 71H150ZM188 72V71H187ZM237 72V71H236ZM248 72V71H247ZM85 73V72H84ZM119 73V72H118ZM122 73V72H121ZM142 73H143V71H142ZM145 73V72H144ZM149 73V72H148ZM189 73V72H188ZM218 73V72H217ZM263 73V72H262ZM89 74V73H88ZM87 73H86V75H88ZM113 74H116L115 72L113 73ZM136 74V73H135ZM155 74V73H154ZM158 74V73H157ZM60 75V74H59ZM85 75V74H84ZM109 75H110V73H109ZM108 75V76H109ZM118 75H120V74H118ZM138 75V77H139V74H137ZM143 75V74H142ZM148 75V74H147ZM149 75H151L152 76V74L150 73ZM167 75V74H166ZM182 72H178V74L177 75H174V76H177L178 78L176 79V80H174V81H172L171 83H174V84H178L179 83V81L181 80V79H183L182 78ZM214 75H215V73H214ZM259 75V74H258ZM133 76V75H132ZM173 76V77H174ZM83 77V76H82ZM88 77V76H87ZM95 77V76H94ZM112 77V76H111ZM116 77V75H114V78ZM118 77H120V76H118ZM118 77H116L117 79V81H118ZM148 77H150V76H148ZM153 77V76H152ZM181 79H180V78ZM213 77V76H212ZM151 78V77H150ZM150 78H149V80H150ZM227 78V77H226ZM86 79V78H85ZM84 79V80H85ZM113 79V78H112ZM123 79V78H122ZM121 79V80H122ZM138 79V78H137ZM180 79V80H179ZM185 79V78H184ZM124 80V79H123ZM136 80V79H135ZM140 80V79H139ZM145 80V79H144ZM231 80V79H230ZM54 81H56V83L54 82ZM115 81V80H114ZM162 81V80H161ZM183 81V80H182ZM86 82V81H85ZM84 82V83H85ZM120 82V81H119ZM129 82V81H128ZM141 82V81H140ZM152 82V81H151ZM151 82H149V84L151 83ZM170 82V81H169ZM168 82V83H169ZM237 82H239L238 84H237ZM83 83V82H82ZM158 83H160L161 84V82H158ZM188 83V82H187ZM186 83V84H187ZM256 83H258V84H256ZM115 84V83H114ZM113 84V87L116 85H114ZM152 84V83H151ZM181 84V83H180ZM215 85L216 86V88H217V85H219L220 86V90L221 91H219V93H225L226 94V92H227V90L229 89V87H228V83H226V82H220V83H212L211 85ZM97 85V84H96ZM95 85V86H96ZM123 85V84H122ZM122 85L120 86V88L122 87ZM136 85V84H135ZM140 85V84H139ZM148 84H146V86H147ZM167 85V84H166ZM188 85V84H187ZM205 85V84H204ZM89 86V85H88ZM118 86V85H117ZM156 86V85H155ZM163 86V85H162ZM161 86V87H162ZM180 86V85H179ZM206 86V85H205ZM82 87H84V86H82ZM119 87V86H118ZM149 87H150V85H149ZM149 87H148V89H149ZM152 87V86H151ZM183 87V86H182ZM188 87V86H187ZM213 87V86H212ZM107 88V87H106ZM116 88V87H115ZM134 88H135V86H134ZM156 88V87H155ZM158 88V87H157ZM175 88V87H174ZM180 88H181V86H180ZM186 88V87H185ZM214 88V87H213ZM81 89V88H80ZM89 89V88H88ZM118 89V88H117ZM123 89V88H122ZM132 89V88H131ZM210 89H212V88H210ZM231 89V88H230ZM86 90V89H85ZM156 90V89H155ZM154 90V91H155ZM178 90V93H179V89H177ZM189 90H191V89H189ZM199 90V89H198ZM207 90V89H206ZM231 90H233L234 91V89H231ZM264 90V89H263ZM75 91V90H74ZM76 91H77V89H76ZM84 91V90H83ZM94 91V90H93ZM103 91V90H102ZM121 91V90H120ZM154 91H153V93H154ZM157 91V90H156ZM212 91H213V89H212ZM262 91V90H261ZM69 92V91H68ZM67 92V93H68ZM78 92V91H77ZM76 92V93H77ZM82 92V91H81ZM117 92L119 93V90H117ZM121 92H123V90L121 91ZM133 92V91H132ZM175 92V91H174ZM177 92V91H176ZM229 92H231L230 90H229ZM228 92V93H229ZM264 92V91H263ZM73 93H75V92H73ZM86 93V92H85ZM91 93V92H90ZM114 93V92H113ZM117 93V94H118ZM135 93V92H134ZM136 93H137V91H136ZM189 93V92H188ZM187 93V94H188ZM228 93H227V95H228ZM233 93H235V92H233ZM70 94V93H69ZM78 94V93H77ZM77 94H76V96H77ZM156 94V93H155ZM174 94V93H173ZM209 94V93H208ZM207 94V95H208ZM231 94V93H230ZM68 95V94H67ZM70 95H72V93L70 94ZM80 95V94H79ZM78 95V96H79ZM83 95V94H82ZM112 95V94H111ZM131 95V94H130ZM192 95H193V93H192ZM204 95V94H203ZM220 94H218V92H211V95H210V97H208L210 100V102H211V109L213 110H211L212 111V113H215V115H216V113H220L219 115H221V113H224V111L222 112L221 111V106L220 105H218V102H219V100L221 99V98H223V97H221L220 98V96H219ZM227 95H226V97H227ZM264 95V94H263ZM75 96V97H76ZM77 96V97H78ZM81 96V95H80ZM107 96V95H106ZM117 96V95H116ZM120 96V95H119ZM152 96V95H151ZM159 96V95H158ZM181 96V95H180ZM197 96V95H196ZM223 96H225V95H223ZM68 97V96H67ZM136 96H134V98H135ZM178 97V95L176 96V99H178L177 98ZM207 97V96H206ZM225 97V98H226ZM229 97V96H228ZM230 97H236V96H230ZM71 98H72V96H71ZM71 98H69V99H71ZM73 98H74V95H73ZM81 98V97H80ZM117 98V97H116ZM121 98H122V94H121ZM140 98V97H139ZM153 98V97H152ZM151 98V99H152ZM155 98V97H154ZM158 98V97H157ZM165 98V97H164ZM163 98V99H164ZM191 98V97H190ZM262 98V97H261ZM260 98V99H261ZM68 99V100H69ZM76 99V98H75ZM96 99V98H95ZM104 99H106V98H104ZM136 99V98H135ZM162 99V98H161ZM162 99V100H163ZM231 99V98H230ZM230 99H229V103H230ZM235 99V98H234ZM246 101H247V103H248V100L246 99V98H244ZM67 100V99H66ZM78 100V99H77ZM137 100V99H136ZM135 100V101H136ZM150 100V99H149ZM155 100V99H154ZM173 100V99H172ZM179 100V99H178ZM196 100V99H195ZM195 100H194V102H195ZM226 100H227V98H226ZM262 100H264V99H262ZM71 100H69V102H70ZM98 101V100H97ZM117 101V100H116ZM165 101H167V100H165L164 99V103H166ZM200 101V100H199ZM228 101V100H227ZM227 101H226V103H227ZM231 101H232V99H231ZM235 101L236 100H233V102L235 103ZM241 102L242 101H244V100H240ZM151 103H152V101H150ZM177 102V101H176ZM180 102V101H179ZM178 102V103H179ZM240 102V104L242 105V103ZM245 102V101H244ZM262 102H264V101H262ZM64 103V102H63ZM66 103V102H65ZM71 103V102H70ZM69 103V104H70ZM75 103V102H74ZM136 103H137V101H136ZM147 103V102H146ZM151 103H150V105H151ZM163 103V102H162ZM175 103V102H174ZM173 103V104H174ZM219 103H221V102H219ZM225 103V102H224ZM232 103V102H231ZM230 103V104H231ZM238 103V102H237ZM236 103V104H237ZM246 103V102H245ZM246 103V104H247ZM92 104V103H91ZM153 104V103H152ZM168 103H166V105H167ZM175 104H177V103H175ZM228 104V103H227ZM226 104V105H227ZM229 104V105H230ZM233 104V103H232ZM231 104V105H232ZM240 104H238V105H240ZM262 104V103H261ZM62 105H65V104H62ZM156 105H157V103H156ZM155 105V106H156ZM164 105V104H163ZM165 105V106H166ZM225 105V106H226ZM240 105V106H241ZM254 105V106H253ZM259 105V104H258ZM59 106H61V104L59 103ZM139 106V105H138ZM149 106V105H148ZM152 106V105H151ZM154 106V105H153ZM155 106L153 107V109L155 108ZM158 106V105H157ZM161 106H162V104H161ZM174 106V105H173ZM207 106V105H206ZM218 106H220V108L218 107ZM223 106V105H222ZM233 106H234V104H233ZM236 106V105H235ZM243 106V105H242ZM245 106V105H244ZM94 107V106H93ZM177 107V106H176ZM175 107V108H176ZM189 107V106H188ZM246 107V106H245ZM249 107V106H248ZM61 107H59V109H60ZM69 108V107H68ZM149 108V107H148ZM167 108V107H166ZM174 108V109H175ZM178 108V107H177ZM176 108V109H177ZM196 108V107H195ZM223 108H224V106H223ZM235 108V107H234ZM243 108V107H242ZM241 108V109H242ZM247 108V107H246ZM246 108H244V109H246ZM263 108V107H262ZM55 109H57V107L55 108ZM64 109V108H63ZM98 109V108H97ZM114 109V108H113ZM144 109H145V106H144ZM226 109V108H225ZM237 109V108H236ZM248 109V108H247ZM100 110V109H99ZM107 110V109H106ZM142 110V109H141ZM146 110V109H145ZM150 110L152 111V109L150 108ZM161 110V109H160ZM163 110V109H162ZM186 110V109H185ZM230 110V108L228 109V111ZM233 110V109H232ZM249 110V109H248ZM261 110V109H260ZM264 110V109H263ZM56 112H57V110H55ZM64 111V110H63ZM67 111V110H66ZM65 111V112H66ZM147 111H149V110H147ZM155 111V110H154ZM156 111H157V108H156ZM188 111V110H187ZM198 111V110H197ZM207 111V110H206ZM227 111V110H226ZM237 111H238V109H237ZM244 111V110H243ZM247 111V110H246ZM55 112V115L57 114ZM82 112V111H81ZM109 112V111H108ZM163 112V111H162ZM189 112H191V111H189ZM236 112V111H235ZM239 112H241V111H239ZM249 112V111H248ZM52 113H53V111H52ZM62 113H64V112H62ZM68 113V112H67ZM184 113V112H183ZM193 113V112H192ZM225 113H228V112H225ZM230 114L232 113L231 112V110H230V112H229ZM233 113H234V110H233ZM258 113V115H259V112H257ZM263 113V112H262ZM72 114V113H71ZM114 114V113H113ZM164 114V113H163ZM172 114H174V112L172 113ZM176 114V113H175ZM180 114H181V112H180ZM203 114H205V113H203ZM210 114H211V112H210ZM236 114V113H235ZM234 114V115H235ZM244 114V113H243ZM247 114V113H246ZM58 115H61L62 116V114H57V116L56 117H58ZM165 115H166V113H165ZM182 115V114H181ZM207 113H206V115H204L205 117V122L207 123V119H209V118H211V120L209 119L208 120V124L207 125H211L210 127H212V133H211V137H212V134H213V137L211 138V140H210V143H211V145H210V150H211V152H212V155H213V151L215 150V148H216V146H217V144H218V142L220 141V138H219V136H218V133L221 131H223L222 130V126H223V124L221 123V122H223L222 120H220L219 119V115L218 116H213V117H207ZM213 115V114H212ZM211 115V116H212ZM224 115V114H223ZM233 115V114H232ZM231 115V116H232ZM234 115H233V117H234ZM239 115H241V113L239 114ZM249 115H250V113H249ZM249 115H248V117H249ZM256 115V114H255ZM67 116V115H66ZM127 116V115H126ZM136 116V115H135ZM161 116V115H160ZM169 116V115H168ZM177 116V115H176ZM190 116V115H189ZM228 116V115H227ZM237 116H238V114H237ZM260 116V115H259ZM53 117H54V115H53ZM60 117V116H59ZM74 117V116H73ZM83 117V116H82ZM123 117V116H122ZM140 117V116H139ZM167 117V116H166ZM178 117H180L179 115H178ZM182 117V116H181ZM180 117V118H181ZM188 117V116H187ZM199 117V116H198ZM229 117V116H228ZM241 117V116H240ZM245 117V116H244ZM247 116H246V118H248ZM251 117V116H250ZM249 117V118H250ZM256 117H258L257 115L256 116H254V117H252L253 118V120H255L256 119ZM94 118V117H93ZM124 118V117H123ZM168 118V117H167ZM183 118H184V116H183ZM226 118V117H225ZM236 118V117H235ZM235 118H232V119H234V121H236V119ZM239 118V117H238ZM258 118H260V117H258ZM53 119L54 118H52V119H50L49 120V122L52 120L53 121ZM58 119V118H57ZM56 119V120H57ZM61 119V118H60ZM59 119V120H60ZM90 119V118H89ZM134 119H136V118H134ZM141 119V118H140ZM166 119V118H165ZM174 119V118H173ZM178 118L176 117V120H177ZM241 119V118H240ZM239 119V120H240ZM242 119H243V117H242ZM241 119V120H242ZM245 119V118H244ZM263 119H264V117H263ZM55 120V121H56ZM73 120V119H72ZM127 120V119H126ZM129 120V119H128ZM163 120V119H162ZM175 120V121H176ZM181 120V119H180ZM187 120V119H186ZM198 120V119H197ZM225 120V119H224ZM239 120H237V121H239ZM246 120V122H241L240 121V124H246V129H247V125H250V123L248 124L247 123V119H245ZM261 120V119H260ZM51 121V122H52ZM67 121V120H66ZM71 121V120H70ZM121 121V120H120ZM130 121V120H129ZM174 121V120H173ZM172 121V122H173ZM209 121H211V123L209 122ZM228 121V120H227ZM229 121H230V123L229 124H231V119H229ZM249 121H251V118L249 119ZM257 121H259V120H257ZM58 122V121H57ZM61 122V121H60ZM131 122V121H130ZM135 122V121H134ZM136 122H137V119H136ZM135 122V123H136ZM167 122V121H166ZM170 122V121H169ZM180 122V121H179ZM204 122V123H205ZM253 122V121H252ZM261 122V121H260ZM264 122V121H263ZM262 122V124H264ZM59 123V122H58ZM86 123V122H85ZM95 123V122H94ZM93 123V124H94ZM119 123V122H118ZM123 124H124V122H122ZM168 123V122H167ZM177 123H178V121H177ZM176 123V125H179V124H177ZM184 123L186 124L187 122L186 121H184ZM201 123V122H200ZM203 123V126H205V124ZM228 123V122H227ZM239 122H235L234 124H238ZM257 123H259V122H257ZM53 124V123H52ZM51 124V125H52ZM55 125H56V123H54ZM60 124V123H59ZM63 124V123H62ZM127 124V123H126ZM233 124V123H232ZM239 124V125H240ZM261 124V125H262ZM80 125V124H79ZM87 125H88V123H87ZM97 125V124H96ZM119 125V124H118ZM125 125V124H124ZM132 125H133V123H132ZM174 125V123L172 124V126ZM182 125V124H181ZM206 125V126H207ZM253 125V124H252ZM53 126L54 125H52V128H53ZM56 126H58V125H56ZM70 126V125H69ZM95 126V125H94ZM121 126H122V124H121ZM131 126V125H130ZM187 126V125H186ZM185 126V127H186ZM205 126V127H206ZM251 126V125H250ZM249 126V127H250ZM254 126V125H253ZM252 126V127H253ZM259 126H260V124H259ZM67 127V126H66ZM87 127V126H86ZM118 127V126H117ZM169 127V126H168ZM180 127H182L181 129H183V126H180ZM180 127H178V128H180ZM188 127V126H187ZM187 127L185 128V129H187ZM196 127V126H195ZM198 127V126H197ZM230 127V126H229ZM237 127V126H236ZM235 127V128H236ZM241 127H242V125H241ZM251 127V128H252ZM256 127V126H255ZM73 128V127H72ZM80 128V127H79ZM95 128V127H94ZM123 128V127H122ZM125 128V127H124ZM130 128V127H129ZM128 128V129H129ZM133 128V127H132ZM209 128V127H208ZM231 128V127H230ZM243 128H244V126H243ZM242 128V129H243ZM254 128V127H253ZM256 128H258V127H256ZM255 128V129H256ZM54 129H55V127H54ZM173 129H174V127H173ZM203 129V128H202ZM225 129V128H224ZM240 128H238V130H239ZM242 129H240V130H242ZM255 129H251V131L252 132H254L255 131ZM258 129H260V128H258ZM262 129V128H261ZM264 129V128H263ZM61 130V129H60ZM60 130H58V131H60ZM65 130V129H64ZM72 130V129H71ZM84 130H85V128H84ZM163 130V129H162ZM175 130V129H174ZM173 130V131H174ZM179 130V129H178ZM188 130V129H187ZM204 130V129H203ZM206 130H207V127H206ZM229 130V129H228ZM232 130H234L235 131V129H233V126H232ZM232 130H230V131H232ZM236 130H237V128H236ZM239 130V131H240ZM57 130H56V133L58 132ZM62 131V130H61ZM60 131V132H61ZM128 131V130H127ZM142 131V130H141ZM171 131V130H170ZM200 131H202V130H200ZM234 131H232V132H234ZM246 131H248V133H250L251 131H249V129H247ZM124 132V131H123ZM179 132H180V130L177 132L178 134H179ZM183 132H184V130H183ZM192 132V131H191ZM238 132V131H237ZM245 131H244V129H243V133H244ZM258 132H260V130L258 131ZM50 133H52V131H50ZM54 133V132H53ZM62 133V132H61ZM72 133V132H71ZM93 133V132H92ZM133 133V132H132ZM131 133V134H132ZM200 133V132H199ZM207 133V132H206ZM205 133V134H206ZM208 133H210V130H209V132ZM225 133H226V131H225ZM225 133H221V134H225ZM231 133V132H230ZM235 133V132H234ZM234 133H233V135H234ZM242 133V132H241ZM241 133L239 134V135H241ZM257 133V132H256ZM264 133V132H263ZM65 134V133H64ZM79 134V133H78ZM130 133H129V135L130 136H132ZM136 134V133H135ZM139 134V133H138ZM170 134V133H169ZM193 134V133H192ZM247 134V132H245L243 135H246ZM252 134H254V133H252ZM252 134H251V136H252ZM48 135V134H47ZM53 135V134H52ZM57 135L58 136H61V135H59L58 133L56 134V138H57ZM67 135V134H66ZM121 135V134H120ZM137 135V134H136ZM180 135H182V136H184L185 135V133H182L181 134V132H180ZM204 135V134H203ZM209 134H207V138L209 137L208 136ZM238 134H237V136H239ZM260 135H261V133H260ZM123 136V135H122ZM167 136H169V135H167ZM175 136V135H174ZM174 136H173V138H174ZM176 136H177V138H179V136L176 134ZM175 136V137H176ZM181 136V137H182ZM185 136H187V135H185ZM226 136V135H225ZM224 135L222 136V137H225ZM230 136V135H229ZM235 136H236V134H235ZM236 136V137H237ZM246 136H248V134L246 135ZM246 136H244V137H246ZM263 136V137H262ZM262 136H260L262 139L264 138V134L262 135ZM47 137V136H46ZM79 137H80V135H79ZM140 137V136H139ZM171 137V136H170ZM232 137V136H231ZM236 137H232L234 140H235V138ZM244 137L242 138V140L243 141H245V139H244ZM249 137V136H248ZM256 137V136H255ZM258 137V136H257ZM259 137V138H260ZM52 139H53V137H51ZM61 138V137H60ZM65 138H66V136H65ZM80 138H82V137H80ZM126 138V137H125ZM129 138H131V137H129ZM172 138V137H171ZM231 138V141L233 140ZM238 138V137H237ZM253 139H254V135H253V137H252ZM260 138V139H261ZM48 139V138H47ZM54 139H55V136H54ZM57 139H59V137L57 138ZM72 139V138H71ZM76 139V138H75ZM77 139H78V136H77ZM76 139V140H77ZM140 139H142V137H140ZM181 139V138H180ZM183 139V138H182ZM193 139V138H192ZM206 139V138H205ZM223 139V138H222ZM228 139V138H227ZM240 140H241V138H239ZM249 139H251L250 137H249ZM51 140V139H50ZM56 140V139H55ZM55 140H54V142H55ZM82 140V139H81ZM126 140V139H125ZM169 140H172V139H170L169 138ZM174 140H176V139H174ZM179 140V139H178ZM178 140H176V141H178ZM196 140V139H195ZM208 140V139H207ZM237 140V139H236ZM255 140L256 139H254L253 140V142L251 141V142H248L249 143V145H250V143H251V148L254 150V156L253 157H251V154H250V157H247V158H250V159H247L246 161H243V160H241V161H238V162H236L235 160V163L233 164L232 162L230 163V165L231 164H233V167H231V168H229V169H232L231 170V172H230V170H228L229 171V173H228V175L226 176V178L229 176V175H231V173L233 174V172H234V174H235V177H233V179H232V181H231V179H230V181L228 180L229 179V177L227 178V179H225V181L226 180H228V181H226L225 182V184H224V187L222 188V194L224 195V198H225V201L228 203V205L229 206H227V207H230L231 209H229L228 208V212H229V217H230V221H232V224H233V222H235L234 223V225L236 224V222H246V223H253V226H254V224H259V223H264V209H262V207H263V205H264V154H263V152H262V154L263 155H261V151L259 150L263 145L262 144H260V145H258L257 144V142L258 141H260L259 139H258V141L256 140V143H255ZM61 141H62V139H61ZM78 141H80V140H78ZM77 141V144L79 143ZM93 141V140H92ZM175 141V142H176ZM183 140H179V142H178V146H179V143L180 142H182ZM190 141V140H189ZM204 141V140H203ZM203 141H202V143H203ZM206 141V140H205ZM228 141H229V139H228ZM239 141V140H238ZM243 141L241 142V143H243ZM63 142V141H62ZM76 142V141H75ZM82 142V141H81ZM132 142V141H131ZM131 142H130V144H131ZM164 142V141H163ZM168 142H170V141H168ZM174 142V141H173ZM192 142V141H191ZM197 142V141H196ZM233 142V141H232ZM232 142H231V144H232ZM246 142H247V140H246ZM261 142V141H260ZM49 143V142H48ZM51 143H53V142H51ZM57 143V142H56ZM72 143V142H71ZM146 143V142H145ZM208 143V142H207ZM229 143H230V141H229ZM237 143V142H236ZM239 143V142H238ZM247 143V144H248ZM261 143H263V140H262V142ZM54 144V143H53ZM58 144V143H57ZM56 144V145H57ZM70 144V143H69ZM75 144V143H74ZM144 144V143H143ZM171 144H172V142H171ZM181 144V143H180ZM201 144V143H200ZM244 144V143H243ZM242 144V145H243ZM45 145V144H44ZM47 145H49V144H47ZM52 145V144H51ZM50 145V146H51ZM55 145V146H56ZM72 145V144H71ZM89 145V144H88ZM164 145V144H163ZM163 145H161V146H163ZM167 145V144H166ZM165 145V146H166ZM182 145V144H181ZM203 145V144H202ZM238 145V144H237ZM242 145H238V146H242ZM46 146V145H45ZM75 146V145H74ZM82 146V145H81ZM87 146V145H86ZM85 146V147H86ZM91 146V145H90ZM146 146V145H145ZM164 146V147H165ZM174 146H175V143H174ZM176 147V149L177 148H179V147ZM195 146V145H194ZM197 146V145H196ZM208 146V145H207ZM206 146V147H207ZM224 146V145H223ZM226 146V145H225ZM246 146V145H245ZM48 147V146H47ZM53 147V146H52ZM51 147V148H52ZM57 147V146H56ZM60 147V146H59ZM71 147V146H70ZM84 147V146H83ZM168 147V146H167ZM167 147H166V149H167ZM169 147H170V145H169ZM181 147V146H180ZM203 147H205V146H203ZM202 147V148H203ZM227 147V146H226ZM236 147V146H235ZM49 148V147H48ZM47 148V149H48ZM53 148H55V147H53ZM58 148V147H57ZM190 148V147H189ZM234 148V147H233ZM243 148H244V145H243ZM243 148H240V149H243ZM247 148H249V146L247 147ZM246 148V149H247ZM47 149H45L44 148V152H45V150L47 151ZM56 149V148H55ZM149 149V148H148ZM173 149V148H172ZM180 149H182V148H180ZM204 149V148H203ZM228 149H229V147H228ZM49 150V149H48ZM57 150V149H56ZM168 150V149H167ZM195 150V149H194ZM205 150V149H204ZM243 150H245V149H243ZM242 150V151H243ZM51 151H52V149H51ZM54 151V150H53ZM84 151V150H83ZM171 151V150H170ZM182 151V150H181ZM180 151V152H181ZM201 151H202V149H201ZM200 151V152H201ZM206 151H207V148H206ZM227 151V150H226ZM240 152L239 153H241V150H239ZM249 151L251 152V150L249 149ZM249 151L247 152V153H249ZM65 152H67V151H65ZM71 152V151H70ZM82 152V151H81ZM132 152V151H131ZM163 152H164V150H163ZM166 152V151H165ZM164 152V154H167V153H165ZM174 152V151H173ZM173 152H171L172 154H169V155H173L174 157H175V155L173 154ZM178 152V150L176 151V153ZM199 152V153H200ZM235 152V151H234ZM244 152V151H243ZM58 153V152H57ZM78 153V152H77ZM85 153V152H84ZM142 153V152H141ZM205 152H203V154H204ZM245 153V152H244ZM48 154H49V152H48ZM48 154H47V156H48ZM71 154V153H70ZM69 154V155H70ZM192 154V153H191ZM190 154V155H191ZM201 154V153H200ZM203 154H202V156L201 157H203ZM234 154V153H233ZM49 155H51V154H49ZM116 155V154H115ZM131 155H132V153H131ZM141 155V154H140ZM180 155V154H179ZM206 155V154H205ZM226 155V154H225ZM239 155V154H238ZM241 155V154H240ZM248 156H249V154H247ZM79 156V155H78ZM126 156V155H125ZM142 156V155H141ZM164 156V155H163ZM166 156H168V155H166ZM185 156V155H184ZM199 156V155H198ZM208 156V155H207ZM213 156H215V155H213ZM118 157H120V156H118ZM177 157V156H176ZM175 157V158H176ZM180 158H181V156H179ZM231 157H233V156H231ZM231 157L230 158H227L228 160L227 161H229V159L231 160ZM238 157V156H237ZM236 157V158H237ZM240 157V156H239ZM46 158V157H45ZM49 158V157H48ZM68 158H70V157H68ZM144 158H145V156H144ZM167 158V157H166ZM172 158V157H171ZM178 158V157H177ZM186 158V157H185ZM190 158V157H189ZM188 158V159H189ZM198 158V157H197ZM199 158H200V156H199ZM204 158V157H203ZM225 158V157H224ZM235 158V159H236ZM50 159V158H49ZM91 159V158H90ZM89 159V160H90ZM123 159V158H122ZM130 159H131V156H130ZM129 159V160H130ZM133 159V158H132ZM132 159H131V161H132ZM202 159V158H201ZM205 159H207V158H205ZM209 159V158H208ZM211 159V158H210ZM212 159H213V157H212ZM211 159V160H212ZM241 159V158H240ZM175 160V159H174ZM187 160V159H186ZM202 160H204V159H202ZM233 160V159H232ZM237 160V159H236ZM245 160V159H244ZM43 161V165L45 166L46 164H44L45 162ZM63 161H64V159H63ZM112 161H115L114 159L112 160ZM118 161V160H117ZM121 161V160H120ZM126 161V160H125ZM162 161V160H161ZM164 161H165V159H164ZM169 161H170V159H169ZM172 161H173V158H172V160L170 161L171 162V164L172 165H170V166H172L173 168H171L170 167V169H168L167 167H166V169H168V170H171V169H173L172 171H173V176H175L176 174H178L177 172H176V174L174 173V170H175V168H176V162H174L173 161V163H172ZM199 161H200V159H199ZM208 161V160H207ZM207 161H206V163H207ZM215 160H213V162H214ZM221 161H223V160H221ZM233 161V162H234ZM128 162V161H127ZM134 162V161H133ZM166 162H168L167 160L165 161V163ZM190 163H191V161H189ZM196 162V161H195ZM226 162V161H225ZM224 162V164H226ZM230 162V161H229ZM228 162V163H229ZM129 163V162H128ZM180 163V162H179ZM215 163V162H214ZM223 163V162H222ZM170 164V163H169ZM196 164H197V162H196ZM195 164V165H196ZM203 164V163H202ZM216 164V163H215ZM61 165V164H60ZM112 165V164H111ZM115 165V164H114ZM130 164H128V166H129ZM194 165V164H193ZM200 165V164H199ZM207 165V164H206ZM212 165V164H211ZM227 165V164H226ZM166 166V165H165ZM197 166V165H196ZM196 166H193V167H195L196 168ZM213 166V165H212ZM212 166H210V168L209 169H211L212 168ZM214 166H216V165H214ZM225 165H223L222 167H224ZM64 167H65V165H64ZM127 166L125 165V167L124 168H126ZM179 167V166H178ZM178 167H177V169H178ZM181 167V166H180ZM183 167V166H182ZM186 167H187V165H186ZM200 166H198V168H199ZM201 167H202V165H201ZM200 167V168H201ZM217 167H219V166H217ZM192 168V167H191ZM207 168H208V166H207ZM225 169H226V166L224 167ZM44 169V168H43ZM51 169V168H50ZM128 169H130V168H128ZM180 169V168H179ZM186 169V168H185ZM204 169V168H203ZM208 169V170H209ZM219 168H217V170H218ZM124 170H127V169H124ZM167 170V171H168ZM193 170H195L194 168H193ZM201 170V169H200ZM205 170L207 171V169H206V167H205ZM204 170V171H205ZM227 170V169H226ZM44 171V170H43ZM172 171H170V172H172ZM180 171V170H179ZM183 171H185V170H182L181 172H183ZM74 172V171H73ZM124 172V171H123ZM126 172V171H125ZM133 172V174H134V171H132ZM169 172V173H170ZM181 172H179V173H181ZM187 172V171H186ZM191 172V171H190ZM224 172V174H225V171H223ZM51 173V172H50ZM81 173V172H80ZM115 173V172H114ZM130 173H131V171H130ZM189 173V172H188ZM187 173V174H188ZM195 173V172H194ZM211 172L209 171V174H210ZM213 173H215V172H213ZM226 173H227V171H226ZM125 174V173H124ZM138 174V173H137ZM172 174V173H171ZM182 174V173H181ZM181 174H180V176H181ZM186 174V173H185ZM187 174H186V176H187ZM190 174H192V172L190 173ZM219 174V173H218ZM183 175H184V172H183ZM189 175V174H188ZM201 175V174H200ZM226 175V174H225ZM126 176V175H125ZM129 177H130V175H128ZM172 176V175H171ZM171 176H169L168 175V177H171ZM172 176V178H174ZM179 176V177H180ZM198 176V175H197ZM217 176H219V175H217ZM128 177V178H129ZM185 177V176H184ZM203 177V176H202ZM78 178V177H77ZM127 178V179H128ZM131 178V177H130ZM140 178V177H139ZM176 178V177H175ZM175 178H174V180H175ZM185 178H187V177H185ZM201 178V177H200ZM207 178V177H206ZM211 178V177H210ZM223 177H220V179L219 180H221ZM231 178V177H230ZM54 179V178H53ZM122 179V178H121ZM125 179V178H124ZM178 178H176V180H177ZM181 179H183L184 180V178H182V176H181ZM188 179V178H187ZM186 179V180H187ZM132 180V179H131ZM178 180H180V178L178 179ZM45 181V180H44ZM168 181V180H167ZM170 181V180H169ZM221 181H223V179L221 180ZM123 182V181H122ZM129 182V181H128ZM171 182H172V180L170 181V184H171ZM176 181H174V183H175ZM181 182V181H180ZM183 182V181H182ZM189 182V181H188ZM47 183V182H46ZM127 183V182H126ZM168 183V182H167ZM174 183H172L171 184V186L173 187V185H174ZM222 182H220V184H221ZM77 184H79V183H77ZM177 184V183H176ZM182 183H180V185H181ZM184 184V183H183ZM196 184V183H195ZM211 184V183H210ZM219 184V183H218ZM42 185V184H41ZM30 185H28V187H29ZM179 186V185H178ZM178 186H176V187H178ZM217 186H220V185H217ZM31 187V186H30ZM29 187V188H30ZM33 187V186H32ZM49 187V186H48ZM119 187H121V186H119ZM123 187V186H122ZM182 187V186H181ZM183 187H184V185H183ZM50 188V187H49ZM48 188V189H49ZM124 188V187H123ZM174 188H175V186H174ZM189 188V187H188ZM37 189V188H36ZM106 189V188H105ZM141 189V188H140ZM172 189V188H171ZM183 189V188H182ZM219 189V188H218ZM28 190V189H27ZM42 190V189H41ZM123 190V189H122ZM191 190V189H190ZM205 190V189H204ZM39 192H40V190H38ZM38 191H35V192H37L38 193ZM47 191V190H46ZM49 191V190H48ZM170 191V190H169ZM178 191H179V188H178ZM180 191H182V190H180ZM179 191V192H180ZM220 191V190H219ZM42 192V191H41ZM51 192V191H50ZM164 192V191H163ZM173 192V191H172ZM176 192H177V190H176ZM185 192H187V190L185 191ZM218 192V191H217ZM216 192V194H218ZM32 193V192H31ZM46 194H47V192H45ZM165 193V192H164ZM167 193V192H166ZM221 192H219V194H220ZM43 194H44V191H43ZM45 194V195H46ZM176 194V193H175ZM180 194H182V192L180 193ZM207 194V193H206ZM218 194V195H219ZM30 195V194H29ZM32 195V194H31ZM37 195V194H36ZM42 195V194H41ZM51 195V194H50ZM76 195H78V194H76ZM114 195V194H113ZM147 195V194H146ZM148 195H149V193H148ZM168 195V194H167ZM172 195V194H171ZM190 195V194H189ZM194 195V194H193ZM197 195V194H196ZM28 196V195H27ZM79 196V195H78ZM118 196H119V194H118ZM165 196V195H164ZM181 196V195H180ZM179 196V197H180ZM32 197V196H31ZM37 197V196H36ZM50 197V196H49ZM179 197H177V198H179ZM185 197V196H184ZM46 198H48V197H46ZM172 198V197H171ZM176 198V199H177ZM40 199V198H39ZM168 199V198H167ZM173 199V198H172ZM175 199V200H176ZM181 200H183V198H180ZM187 199H188V196H187ZM198 199V198H197ZM202 199V198H201ZM43 200V199H42ZM44 200H45V198H44ZM47 200V199H46ZM50 200V199H49ZM57 200V199H56ZM174 200V201H175ZM179 201V202H181V204H182V201ZM191 200V199H190ZM194 200V199H193ZM192 200V201H193ZM200 200V199H199ZM219 200V199H218ZM222 200V199H221ZM33 201V200H32ZM168 201V200H167ZM177 202H178V200H176ZM183 201H185V200H183ZM197 201V200H196ZM215 201V200H214ZM37 202H38V198H37ZM117 201H115V203H116ZM173 202V201H172ZM176 202V203H177ZM179 202L177 203V205L179 204ZM189 202V201H188ZM202 202V201H201ZM206 202V201H205ZM225 202V203H226ZM42 203V202H41ZM47 203V202H46ZM49 203V202H48ZM47 203V204H48ZM175 203V204H176ZM187 203V202H186ZM192 203V202H191ZM221 203H222V201H221ZM44 204V203H43ZM50 204V203H49ZM188 205L190 204V203H187ZM194 204V203H193ZM193 204H191V205H193ZM195 204H197V203H195ZM224 204V203H223ZM38 205V204H37ZM42 205V204H41ZM78 205V204H77ZM180 205V204H179ZM186 205V204H185ZM188 205H186V206H188ZM202 205V204H201ZM221 205V204H220ZM219 205V206H220ZM46 206H48V205H46ZM114 206L115 205H113V207L110 205V207H112L110 210H112V209H114ZM200 206V205H199ZM199 206H197V207H199ZM222 206V205H221ZM225 206V205H224ZM43 207V206H42ZM49 207V206H48ZM179 207V206H178ZM182 207V206H181ZM189 207H190V205H189ZM188 207V208H189ZM195 207V206H194ZM209 207V206H208ZM216 207V206H215ZM50 208V207H49ZM149 208V207H148ZM183 208H186V207H184V205H183ZM224 208V207H223ZM226 208V207H225ZM225 208H224V210H225ZM37 209V208H36ZM177 209V208H176ZM200 209H202V208H200ZM44 210H46V209H43V211ZM181 211H182V208L180 209ZM183 210H186V209H183ZM192 210V209H191ZM195 211L196 210H198V208L197 209H194ZM223 210V209H222ZM30 211V210H29ZM37 211V210H36ZM40 211V210H39ZM113 211V210H112ZM178 211H179V209H178ZM190 211V210H189ZM46 212V211H45ZM44 212V213H45ZM62 212V211H61ZM149 212V211H148ZM177 212V211H176ZM175 211H174V213H176ZM186 212V211H185ZM188 212V211H187ZM193 212V211H192ZM190 213V215H192L193 213ZM199 212H200V210H199ZM199 212H195V213H199ZM202 212V211H201ZM224 212V211H223ZM27 213V214H26ZM35 213V212H34ZM43 213V214H44ZM48 213V212H47ZM60 213V212H59ZM174 213H173V215H174ZM183 213V212H182ZM213 213V212H212ZM216 213H217V211H216ZM220 213H221V211H220ZM40 214V213H39ZM38 214V215H39ZM95 214V213H94ZM178 214V213H177ZM201 214V213H200ZM215 214V213H214ZM36 215H37V213H36ZM41 215V214H40ZM39 215V216H40ZM47 215V214H46ZM49 215V214H48ZM195 215V214H194ZM221 215H223V214H221ZM225 215V214H224ZM148 216V215H147ZM175 216V215H174ZM186 216V215H185ZM199 216V215H198ZM37 217V216H36ZM35 217V218H36ZM177 217V216H176ZM221 217V216H220ZM223 217H225V216H223ZM227 217V216H226ZM48 218V217H47ZM47 218H45V219H47ZM179 218H180V215H179ZM39 219H41V217H39ZM50 219H51V217H50ZM59 219V218H58ZM76 219V218H75ZM201 219V218H200ZM223 219V218H222ZM79 220V219H78ZM147 220V219H146ZM40 221V220H39ZM46 221V220H45ZM222 221V220H221ZM172 222H174V221H172ZM176 222L177 221H175V224H176ZM214 222H215V219H214ZM228 221L227 220H225V223H227ZM35 223V222H34ZM37 223H39V222H37ZM188 223V222H187ZM224 223V222H223ZM224 223V224H225ZM246 223H244V224H246ZM40 224V223H39ZM41 224H42V222H41ZM51 224V223H50ZM178 224V223H177ZM212 224V223H211ZM215 224V223H214ZM221 224V223H220ZM244 224H242V225H244ZM192 225H194V224H192ZM248 225V224H247ZM246 225V226H247ZM250 225V224H249ZM32 226H33V224H32ZM31 226V227H32ZM42 225H40V227H41ZM78 226H79V224H78ZM92 226V225H91ZM96 226V225H95ZM94 226V227H95ZM173 226V225H172ZM180 226V225H179ZM195 226H196V224H195ZM236 226H237V224H236ZM238 226H241L240 224L238 225ZM245 226V225H244ZM251 226V225H250ZM166 227V226H165ZM256 227V226H255ZM37 228V227H36ZM52 228V227H51ZM77 228V227H76ZM194 228V227H193ZM226 228V227H225ZM239 228H241V227H239ZM48 229H50V227L48 228ZM173 229H175V228H173ZM179 229V228H178ZM190 229V228H189ZM188 229V230H189ZM192 229V228H191ZM223 229V228H222ZM44 230V229H43ZM94 230V229H93ZM241 230V229H240ZM251 230V229H250ZM253 230H255V229H253ZM33 231H34V229H33ZM140 231V230H139ZM181 230H179V232H180ZM193 231V230H192ZM230 231V230H229ZM236 231V230H235ZM35 232H36V230H35ZM50 232V231H49ZM76 232V231H75ZM92 232V231H91ZM94 232V231H93ZM93 232H92V235H93ZM196 232V231H195ZM233 232V231H232ZM242 232V231H241ZM256 232V231H255ZM38 233V232H37ZM167 233V232H166ZM178 233V232H177ZM188 233V232H187ZM210 233V232H209ZM262 233V232H261ZM35 234V233H34ZM75 234V233H74ZM77 234V233H76ZM176 234V233H175ZM180 234V233H179ZM224 234V233H223ZM47 235V234H46ZM183 235V234H182ZM209 235V234H208ZM207 235V236H208ZM211 235V234H210ZM229 235V234H228ZM235 235V234H234ZM241 235V234H240ZM247 235V234H246ZM245 235V237H247ZM37 236V235H36ZM42 236V235H41ZM179 236V235H178ZM225 236V235H224ZM239 236V235H238ZM90 237H92V236H90ZM211 237V236H210ZM33 238V237H32ZM38 238V237H37ZM67 238V237H66ZM81 238V237H80ZM181 238H182V236H181ZM254 238V237H253ZM260 238V237H259ZM38 239H40V237L38 238ZM61 239V238H60ZM175 239V238H174ZM180 239V238H179ZM249 239H251V238H249ZM91 240V239H90ZM194 240V239H193ZM252 240V239H251ZM36 242H37V240H35ZM34 240H32V242H35ZM168 241V240H167ZM198 241V240H197ZM224 241V240H223ZM247 241V240H246ZM80 242V241H79ZM180 242V241H179ZM205 242V241H204ZM216 242V241H215ZM40 243V242H39ZM46 243V242H45ZM190 243V242H189ZM221 243V242H220ZM237 243V242H236ZM32 244V243H31ZM34 244V243H33ZM37 244V243H36ZM60 244V243H59ZM90 246H92V243H91V241H90ZM179 244V243H178ZM213 244V243H212ZM256 244V243H255ZM255 244H253V245H255ZM43 245V244H42ZM192 245V244H191ZM211 245V244H210ZM252 245V244H251ZM34 245H32V247H33ZM88 246H89V244H88ZM87 246V247H88ZM206 246V245H205ZM208 246V245H207ZM222 246V245H221ZM257 246V245H256ZM47 247V246H46ZM86 247V246H85ZM93 247V246H92ZM92 247H90V249L92 248ZM184 247V246H183ZM191 247V246H190ZM194 247V246H193ZM251 247V246H250ZM35 248V247H34ZM76 248H77V246H76ZM179 248H180V246H179ZM203 248V247H202ZM209 248V247H208ZM61 249V248H60ZM81 249V248H80ZM93 249V248H92ZM91 249V250H92ZM178 249V248H177ZM207 249V248H206ZM216 249V248H215ZM78 250V249H77ZM90 250V251H91ZM170 250H172V249H170ZM169 250V251H170ZM197 250V249H196ZM213 250V249H212ZM254 250V249H253ZM33 251V250H32ZM73 251V250H72ZM89 251V252H90ZM262 251V250H261ZM37 252V251H36ZM39 252V251H38ZM65 252V251H64ZM74 252V251H73ZM171 252V251H170ZM247 252H249V251H247ZM252 252V251H251ZM250 252V253H251ZM256 252H257V250H256ZM92 253V252H91ZM173 253V252H172ZM83 254V253H82ZM86 254H87V252H85V257H86ZM197 254H198V252H197ZM62 255V254H61ZM172 255V254H171ZM174 255V254H173ZM239 255V254H238ZM253 255V254H252ZM254 255H256V254H254ZM80 256H82V255H80ZM79 256V257H80ZM89 256V255H88ZM176 256V255H175ZM195 256V255H194ZM234 256V255H233ZM35 257V256H34ZM91 257V256H90ZM238 257V256H237ZM81 258V257H80ZM176 258H178V257H176ZM218 258V257H217ZM234 258V257H233ZM247 258V257H246ZM31 259V260H30ZM79 259V258H78ZM78 259H76L77 260V262H78ZM83 259H84V257H83ZM89 258H87V260H88ZM242 259V258H241ZM198 260V259H197ZM214 260V259H213ZM228 260H230V259H228ZM227 260V261H228ZM244 260V259H243ZM187 261V260H186ZM249 261V260H248ZM255 261V260H254ZM76 262V263H77ZM177 262V261H176ZM180 262V261H179ZM79 264L81 263V262H78ZM86 263V262H85ZM90 262H88V264H89ZM182 263V262H181ZM212 263V262H211ZM215 263V262H214ZM245 263V262H244ZM250 263V262H249ZM175 264V263H174Z\"/></svg>",
    "mask_w": 264,
    "mask_h": 264
},
{
    "label": "built area",
    "instance_id": "obj_3",
    "mask_svg": "<svg viewBox=\"0 0 264 264\" xmlns=\"http://www.w3.org/2000/svg\"><path fill=\"white\" fill-rule=\"evenodd\" d=\"M211 0H198V3L201 7L206 8L208 7ZM178 7V4L175 2L170 1H163L162 4L157 7L155 15L153 16L151 29L149 32L150 37L154 38L156 36V33L160 31L165 23H169V25L172 24L173 20V11L175 8ZM148 43V41L146 42ZM149 45H146L144 48L147 49ZM147 52L149 50L147 49Z\"/></svg>",
    "mask_w": 264,
    "mask_h": 264
}]
</instances>
